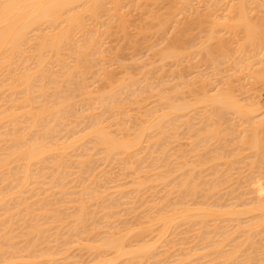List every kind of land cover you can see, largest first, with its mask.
Instances as JSON below:
<instances>
[{"label":"bare ground","instance_id":"1","mask_svg":"<svg viewBox=\"0 0 264 264\" xmlns=\"http://www.w3.org/2000/svg\"><path fill=\"white\" fill-rule=\"evenodd\" d=\"M136 1H138L137 2V4H136ZM132 0L131 2H132V4L134 5V3H135V8H136V5L137 6H139V2H141V0ZM145 2H146V0H144ZM166 1H168L169 3L167 4V5H170V8H169V6H168V10H172V12H169L168 11V13L166 12V13H164L165 14V18H163V16L161 17V16H159L158 14H153L152 15V12H154L155 10H151V15L152 16H154L153 18L155 19V17L156 18H158V21H157V19H152V20H154V22H155V24H154V27H153V25L152 24H150V22H149V24H150V26L152 27H150L149 26V28H151L153 31H154V29L155 30H157V33L159 32V33H163L164 32V34H165V30H166V27H167V25H172L171 27H173V29H175L174 31H176L175 33H177L178 35H179V37L180 36H183V33L185 34L187 31L189 32V29L194 25V26H196L197 27V30H199L200 28H202L204 25H206L207 26V22H208V24H209V27H208V29H209V32L206 34V35H209L208 36V38L206 37H204V39H206L207 41L205 42H203V41H201L200 42V44L199 45H197V47L195 46H193L192 48H197V51H195V52H197L196 54L198 55V58L202 61H206L207 63H211L212 65H213V68H215V70H216V65H217V61L219 62V58H224V57H229V59H227L229 62H231V63H233V64H231V66L233 65L234 66V69L235 70H237V72L233 69V66H232V69H233V72L232 73H235V74H240V72L243 70V69H241L240 67H242L243 65H244V63H247V64H245L244 65V68H245V66L246 67H250L249 69L248 68H245V70H247V74H248V76L247 77H249V79L250 78H254L256 81H258L257 80V78H258V76H257V74H259L260 72H261V70H260V72L259 71H257L258 70V68L257 67H260L261 66V68H262V63H264V62H262V60H260V62H258L256 65L254 64L253 65V67L250 65V62L251 63H253L252 61L256 58V57H258L259 58V56H262V55H264V52H262L261 51V43H260V40H259V37L257 36V38H256V40H255V42L253 43V42H248V39H247V36H246V31L245 30H243L242 29V27H241V25L239 24V20H240V9L237 7V9H236V11H237V13L235 12V15H233V13L232 12H230L231 13V15H233V17H231V16H222L221 18L220 17H218V11H217V14L216 15H213L211 12L212 11H210V9H209V11H210V13H209V16H208V18H210V20L207 18V17H205V16H207L208 15V12H206L207 13V15L206 14H204L205 16V18L203 17V15H199L198 16V12H197V16H198V18L196 17L195 18V22L194 21H190L191 20V18H193V17H191L190 19L188 18L187 20L185 19L186 17L185 16H187V15H185L186 14V12L185 11H188L187 10V8H190L191 9V6H193L192 4H191V0H180L178 3L176 2V4H173V2L171 1L170 2V0H166ZM175 1V0H174ZM193 1V0H192ZM196 1H199V0H196ZM215 1V0H214ZM245 1V0H244ZM20 2H27V0H20ZM60 2L61 3H63V4H65V5H67L68 7H66V8H64V9H62L61 10V12H62V14H59V13H57V14H55V18L54 19H52V20H49V21H46L45 23H43V24H40L39 26H32V25H25V24H22V23H20V24H15V25H12V26H9L7 29L4 27V25H3V21L2 20H0V79H1V81H2V83L3 84H1L0 83V93H1V91H4V95H5V93L6 92H8L7 94H8V96H9V99H11V100H9L8 98V101L10 102V104H11V106L10 107H8V108H3L2 106H1V102L3 101V99H4V96H2L3 95V93L2 94H0L3 98H1L0 97V139H3L1 142L3 143V141L6 143V147L7 148H4V149H2V151L3 150H5V153L4 152H2L1 151V149H0V151L2 152V153H4V154H2L1 152H0V169H1V171H2V169L4 168V167H9V164H13V163H15V162H24V164L22 163V164H20V169L18 168V167H16V169H14L15 171H13V172H16V173H13V172H11L10 170L8 171V169H10V168H7V170L6 171H8V172H11V173H13V176L11 177L10 175H9V173L7 174V176H8V179H7V177L5 178L6 180H9L8 181V183H10V185H7V187L11 190V191H13V189L12 188H14V187H16L17 188V192H18V189H20L21 190V188H22V190L24 189V185L26 184L28 187H29V185H28V183L30 182V180H32V179H34V180H32V181H35L36 179L37 180H39V175H43V174H40V173H44L45 172V169H41V170H43L44 172H42L41 170H40V168H38L37 167V173L35 174V173H33V174H35L34 176H35V178H30L31 177V175H32V173L31 172H34L32 169H34V168H36V166L40 163V162H44V159H46V158H49V157H47V155H49L50 154V156H52L51 157V167L53 166V169H54V167L55 166H57V165H59V162L60 161H63L64 159H65V161H63L64 162V164L66 163V165H70V164H67V163H69V161H70V159L73 157V159L75 158L74 156H69V150H72L73 149V147L76 149V151L75 152H77V150H78V152H79V149H77V148H80V149H86L85 151L87 152V154L84 152V150H83V152L85 153V156L84 157H86V160H84V159H82V160H84V161H82L81 160V158H79L80 156L77 154L76 156L78 157H76L75 158V160L76 159H80L79 160V163H78V161L76 160H74V164L76 165V167H78V168H76V169H78V171L79 172H86V170H87V176H88V174L89 173H91V174H89L90 176L86 179L85 177H84V179H86V180H90V178H91V180H90V183H89V181H87L89 184H91L93 181L92 180H94V184H92V185H95V180L97 179V177H100V180H101V178L103 179L104 177H105V175L103 174L102 175V172L101 173H99V172H97L96 174H93V173H95L96 171H94V168L96 167V165H98V163H96V165L95 166H92V165H90L89 166V164H91L92 163V161L94 162V160L95 159H93V157H94V155L96 154V153H98V154H96L95 156L96 157H98L99 155L100 156H102V158H99V159H96V160H98L99 162H102L103 164L104 163H106V164H104V165H107L108 163H112L113 161V163H118V160L120 161H123L122 162V164L124 163V162H126L127 163V166H129V167H127L128 169L130 168L131 170H132V168L130 167V162L132 161H130V159H135V157H137L139 154L142 156V153L143 152H146V151H143L142 152V149H143V147H142V145H144V143H147L146 145H148V147H149V144L151 145V141L152 142H155L154 144L152 143V145H153V147L155 148V146L157 147V143L158 144H160L161 145V148H163L164 147V149H159L158 150V152H159V154H157V155H159V157L156 155V154H154V156L153 155H151V154H153V153H151L150 154V152L153 150V147H151L150 146V148H149V150L147 149L148 147L147 146H145V147H147L146 149L148 150V151H150L148 154H150L151 156H153V157H155V155L157 156V158H162V155H164L163 154V152L167 149V147L169 148L170 147V141H172V140H177L178 138H179V136L180 135H178L177 136V132L179 133V131L177 130L178 128H180V127H182V130H183V127L186 125V128L188 129V130H193L192 128H195V127H193V124L191 125L190 123H192V122H190V119H192V117H191V115H190V112L189 111H195L196 110V108H194V106L196 107V105L197 104H203L204 106V109L205 108H207L206 110H203V108H202V112L204 111V112H206V113H204L203 112V114H201L200 116H201V118H199L200 119V121H199V123H198V125L201 123V128H200V125H199V128L198 127H196L198 130L196 131V134H195V136H192L193 138L194 137H196V138H194V140H193V138H191V136L189 137L190 138V140L192 139L193 141H191V145H193V146H195V148L193 147V146H191V145H189V147H191V149H192V147H193V150H191L190 148V150H189V152L188 153H190V152H192V151H195L194 149H197V148H199V146H200V148L201 147H203V151H205L204 149H206V150H208V145H207V141L208 140H210V141H212V139L214 140V138H217V139H219L218 137H220L221 136V138L222 137H226L227 136V134H228V132L226 131V130H228V128L226 129L225 127V129L220 133L219 132V130L218 129H220V131H221V127H222V125H221V123H219V119H221V122L222 121H224L222 118V116L221 115H224V113H227V114H231V113H235L234 115H238V118L239 117H241L240 119H242V118H244L245 119V121H243L242 122V124L241 125H243V123H245V122H248L249 121V123H246V127H244L245 128V130L243 131V133H244V136L242 137H240V139H239V137H237V139H235V137L237 136L236 135V133H237V131H235V127L237 128V126L235 125V124H233V123H230V124H233V125H235V126H233L232 127V129H231V132H236L235 133V137H234V141L236 142V145H237V147H234L233 145V147L235 148V152L236 153H234V151H233V153H234V157H237V156H239L238 154L240 153L241 155H242V150H245L246 152L248 151H250L249 153H253V156H252V158L250 157V159L249 160H251L252 159V164L250 163L249 165H252V166H254L256 163L259 165H261V160L262 159H264V140L262 141V139H264V138H262L261 137V135H262V133H261V131H259V129H261V122L262 121H264V113H262V112H260L259 110H261L260 108H259V106L257 105V103L255 102L254 103V101L252 102L254 105H252L251 106V104H250V107H246L245 105L243 106V104L241 105V104H239V101L237 100V98L235 97V93H232V88L234 87V86H231V81H230V79L231 78H236V77H233V75H232V77L230 78V77H228V78H226V79H229V80H227V81H229L230 83H226V80H225V85H226V89L227 90H225L224 88H222V89H224V91H222V89H217V90H215V92L213 93L212 92V94L211 93H209L208 91H210L211 92V89L209 90L208 89V91H206V87H207V85H209V83L208 84H206L209 80H208V78L206 79V77H205V79H202L201 78V80L199 79V77L198 76H196L195 77V79L198 77V79L200 80L199 82H200V95H198V98H195V100H192L193 101V104H190V102H187L185 99H187V98H184V97H182V94L184 93L181 89H185V88H188V86L190 85L189 83L190 82H187V83H179V80L177 79V77H176V79L177 80H175V81H177L176 83L177 84H175V85H172L171 84V86H169L168 85V87H170V88H165V87H162L163 86V83H162V85L161 84H159V86H158V83H157V86H155V87H153V85L151 86L150 84H145V85H147V87H148V91L147 92H149L150 91V93L151 92H153L154 93V91H156L157 92V94L155 95V98H156V100H154V98L152 99V97H151V99H152V102H156L157 104H159L160 105V107L159 108H157L156 107V109H151L150 110V108H148V110L147 109H144L143 107V109H144V111L145 110H147V111H145V113H144V116L143 115H140V117H137V118H135V120L133 121V122H135V123H133V124H135L133 127H130L129 126V124H128V126H127V124H124V123H119L118 121H117V116H120V115H125V114H127L126 113V108H124V107H122V105H124L125 104V102H123V101H125V100H121V102H123L122 103V105H121V103L119 102V100L117 101V98L119 97V98H121L122 99V94L123 93H126V95H127V97L129 98V96H131V97H135V95H136V93L139 91V92H141L142 93V91L140 90V89H142V88H140L139 90H137V89H135V88H137L136 86H137V84L138 83H140V81L141 80H137V79H134V78H136V77H138V79H139V74L135 77H133V75L131 74V76H130V74H126L127 75V79L125 80V78H126V76H125V78H123V79H120L119 81H116V82H113V83H115V84H109L108 85V87L106 88V89H101L100 88V91L99 90H97V89H95L94 88V90H96L97 92H90V91H92V90H90L89 91V87L86 85V83H85V75H88L89 76V74H87V72H90V71H88V70H93L92 69V67H94L95 65H93L92 67H91V65L93 64V62L95 61V60H93V58H96V57H99L100 55H102L104 52L102 51V49H101V45H103L102 43H101V35H103L101 32H99L96 28L98 27L99 29H100V27H102L103 26V28L105 27V28H110L109 27V25L111 26V24L110 23H112L115 19H117L118 21H116L117 23H119L120 22V29L122 28H124L123 26H126V25H124L126 22H125V20H124V15H123V13H122V9H123V2H124V0H102V2L105 4V5H107V4H113V5H116V7H114V8H112L111 10H108V9H106L105 10V13H104V15L103 16H101L100 18H99V20H94L91 24H85V25H83V26H81V25H79V24H77V23H74V21H76L77 20V18H79V17H81L82 15H83V10H82V8L80 7L81 5H83V4H85V3H89V2H92V0H60ZM127 2V1H126ZM130 1L128 2L129 4L131 3ZM147 2H148V0H147ZM156 2V1H155ZM159 2V1H158ZM201 2H202V0H201ZM207 4V6H208V0L207 1H205ZM253 2V1H252ZM154 3V2H153ZM157 3V2H156ZM166 3V2H165ZM175 3V2H174ZM195 3V2H194ZM203 3H204V1H203ZM235 3V2H234ZM243 3V0H239V3L238 4H242ZM142 4V3H141ZM144 4V3H143ZM215 4V3H214ZM133 5H130L131 6V8H132V6ZM151 5V4H150ZM162 5V4H161ZM191 5V6H190ZM204 5H205V3H204ZM213 5V4H212ZM233 5V4H232ZM158 6V5H157ZM210 6V5H209ZM235 6V5H234ZM127 7H129V5L127 6ZM153 7H155V4L153 5ZM159 7V6H158ZM164 7V6H163ZM130 8V7H129ZM130 8V9H131ZM139 8L140 7H138V8H136V9H138L139 10ZM142 8V7H141ZM146 8H148V7H146ZM152 8V7H151ZM160 8H162V7H160ZM211 8V7H210ZM221 8V7H220ZM155 9V8H154ZM190 9H189V11H190ZM202 9V8H201ZM206 9H207V7H206ZM213 9H214V7H213ZM216 9V8H215ZM231 9H233V7L231 8ZM179 10V11H178ZM192 10H193V7H192ZM211 10H212V8H211ZM132 11V10H131ZM134 11H136V10H134ZM156 11H157V8H156ZM156 11L154 12V13H156ZM161 11V10H160ZM178 11V14H176L175 12H177ZM188 11V12H189ZM221 11V10H220ZM219 11V12H220ZM251 11V10H250ZM163 12H164V10H163ZM181 12H183V14H184V12H185V18H182V19H185V20H182L181 19V17H180V19L182 20V21H179V22H177V21H174V20H177L179 17H177V15L178 16H180V15H183V14H180ZM194 12V11H193ZM214 12V11H213ZM228 12V11H227ZM255 12V11H254ZM157 13H158V11H157ZM216 13V12H215ZM229 13V14H230ZM27 11L26 10H24V11H21L20 13H19V15L21 16V17H26L27 16ZM147 14V13H146ZM148 14H149V12H148ZM160 14V13H159ZM191 14V13H190ZM228 14V15H229ZM138 15V14H137ZM156 15V16H155ZM212 15H213V17L215 16V17H218V18H213L212 17ZM220 15V14H219ZM152 16H151V18H152ZM157 16H159V17H157ZM192 16V15H191ZM194 16V15H193ZM127 17V16H126ZM126 17H125V19H126ZM144 17V16H143ZM177 17V19H175ZM223 17H226L225 18V22L222 20L223 19ZM104 19V18H106L105 19V21H101V19ZM138 18V17H137ZM147 18V17H146ZM148 18H150V17H148ZM147 18V19H148ZM163 18V19H162ZM213 18V19H212ZM160 19V20H159ZM209 21H208V20ZM227 19V20H226ZM127 20V19H126ZM220 20H221V22H220ZM128 21V20H127ZM148 21V20H147ZM223 21V22H222ZM100 22V23H99ZM101 22H102V26H101ZM115 22V23H116ZM146 22V21H145ZM194 22V23H193ZM129 23V22H128ZM143 23V22H142ZM147 24V23H146ZM90 25V26H89ZM100 25V26H99ZM113 25H115V28L117 27V25L116 24H113ZM144 26V25H143ZM223 27V29L226 31V32H229V35H232V40L234 41V49H232L235 53H237V55H240V56H237V57H240L238 60L232 55V54H234V55H236L235 53H231L232 51H231V48L233 47H229V45H228V42H227V39H224V38H222V36L224 37V35L222 34L221 35V37L217 34V31H216V29H218V28H220V27ZM112 27V26H111ZM142 27V26H141ZM146 27V26H145ZM157 29H156V28ZM221 27V28H222ZM103 28L101 29V31L103 30ZM118 28V29H119ZM154 28V29H153ZM204 28V27H203ZM110 29H113V28H110ZM121 29V30H122ZM140 29V28H139ZM145 30H146V32L148 31V32H151V29L149 30L148 29V27H146V28H144ZM143 29V30H144ZM148 29V30H147ZM172 29V28H171ZM205 29H207V28H205ZM207 29V30H208ZM193 30H195V28L193 29ZM192 29H190V31H193ZM202 30V29H201ZM118 31H120V30H118ZM117 31V32H118ZM167 31V30H166ZM174 31H172V32H174ZM206 31V30H205ZM220 31V30H219ZM103 32V31H102ZM106 32V31H105ZM110 32V31H109ZM116 31H114L113 30V33H115ZM125 32V31H124ZM124 32H122L123 34H124ZM128 32V31H127ZM139 32H141V30L139 31ZM146 32H145V34H146ZM224 32V31H223ZM112 33V34H113ZM158 33V34H159ZM200 33V32H199ZM219 33V32H218ZM221 33H222V31H221ZM239 33H242L243 34V36H242V34H241V36H242V38L240 37H238L239 36ZM77 34H79L78 36H77ZM111 34V35H112ZM126 34V33H125ZM145 34H144V36H145ZM157 34V35H158ZM176 34V35H177ZM181 34V35H180ZM192 34V33H191ZM202 34V33H201ZM228 34V33H227ZM105 35V34H104ZM178 35H177V39H176V41H175V43L177 44V43H179V42H177L178 40H179V37H178ZM218 35V36H217ZM110 36V35H109ZM189 36H190V34H189ZM188 36V37H189ZM192 36V35H191ZM104 37V36H103ZM108 37V36H107ZM183 37H185V36H183ZM139 38V37H138ZM153 38V37H152ZM174 38V37H173ZM126 39V38H125ZM136 39V38H135ZM150 39V38H149ZM200 39V38H199ZM153 40V39H152ZM161 40V39H160ZM166 40V39H165ZM181 40V39H180ZM179 40V41H180ZM202 40V39H201ZM213 41V43H215V46H214V44L213 45H210V44H208L207 42H212ZM20 41H22V43L20 42ZM115 41V40H114ZM118 41V40H117ZM182 41V40H181ZM180 41V42H181ZM191 41V40H190ZM195 41V40H194ZM242 43H241V42ZM126 42V41H125ZM131 42V41H130ZM170 42V41H169ZM172 42V41H171ZM240 42V43H239ZM107 43V42H106ZM110 43V42H109ZM128 43V42H127ZM137 43V42H136ZM151 43V42H150ZM175 43H173V44H175ZM196 43V42H195ZM236 43V44H235ZM115 44V43H114ZM120 44V43H119ZM166 45L165 47H163L161 50H159V51H156L157 52V55L159 56H157L159 59H157V60H159L160 62L162 61H164L165 62V60H169V59H171L172 58V60H173V58H174V60H176L177 58H179L180 57V52H179V49H178V46H179V44L175 47L174 45ZM175 44V45H176ZM230 44V43H229ZM135 45V44H134ZM145 45V44H144ZM161 45V44H160ZM163 45H164V43H163ZM189 45V44H188ZM195 45V44H194ZM236 45V46H235ZM244 45H246V46H244ZM118 46V45H117ZM137 46V45H136ZM135 46V47H136ZM149 46V45H148ZM191 45H189V47H190ZM199 46V47H198ZM237 46H239V48H237ZM248 46V47H247ZM105 47V46H104ZM103 47V48H104ZM132 47H134L133 45H132ZM138 47V46H137ZM156 47V49L157 48H159V46L157 47V45H153V48H155ZM236 47V48H235ZM152 48V47H151ZM186 48H187V46H186ZM186 48L184 49V50H186ZM243 50H242V49ZM244 48H246V51H248L247 53H246V51L244 50ZM249 48V49H248ZM189 49V48H188ZM237 49H240L241 51H243L242 53H241V51H237ZM248 49V50H247ZM113 50V49H112ZM149 50H150V48H149ZM158 50V49H157ZM190 50V49H189ZM194 50V49H193ZM106 51H108V50H106ZM152 51H154V50H152ZM187 51V50H186ZM186 51H183L182 53H183V55H184V52L186 53ZM229 51V52H228ZM142 52H144V51H142ZM149 52V51H148ZM179 52V53H178ZM187 52H189V51H187ZM123 53V52H122ZM229 53V54H228ZM259 53L261 54V55H259ZM109 54V53H108ZM116 54V53H115ZM189 54H190V52H189ZM188 53H187V55H189ZM241 54H242V56H243V58L244 59H242L241 57ZM244 54V55H243ZM246 54V55H245ZM155 55H156V53H155ZM197 55H196V57H197ZM214 55H217L218 56V58H216ZM220 55V56H219ZM232 55L233 57V59H231V57L230 56ZM119 56V55H118ZM132 56H134V55H132ZM140 56V55H139ZM195 56V55H194ZM122 57V56H121ZM141 57V56H140ZM157 57H154V58H157ZM185 57H186V54H185ZM193 57V56H192ZM100 58H102V57H100ZM135 58V57H134ZM133 58V59H134ZM148 58V57H147ZM153 58V59H154ZM176 58V59H175ZM191 58V57H190ZM197 58V59H198ZM138 59H140V58H138ZM198 59V60H199ZM226 58H224V60H225ZM235 59V60H234ZM67 60L69 61L70 60V62H67ZM146 60H148V59H146ZM180 60V59H179ZM194 60H195V58H194ZM226 60V61H227ZM237 60V61H236ZM257 60H259V59H257ZM31 61H32V63H31ZM98 61V60H97ZM116 61V60H115ZM151 61V60H150ZM149 61V62H150ZM153 61V60H152ZM159 61H157V62H159ZM186 61V60H185ZM29 62H30V64H29ZM100 62H102L101 60H100ZM132 62V61H131ZM156 62V63H157ZM177 62H178V59H177ZM181 62V61H180ZM221 62H223V61H221ZM53 63L54 64H56V66H59V70H61V71H59V73H57V75L56 74H54V73H52L51 74V71L50 70H48L49 69V67H50V65L53 67ZM94 63H96V62H94ZM99 63V62H98ZM105 63V62H104ZM119 63H120V61H119ZM127 63V62H126ZM132 63H134V62H132ZM143 63V62H142ZM145 63V62H144ZM155 63V65H157ZM188 63V62H187ZM199 63H200V61H199ZM235 63V64H234ZM101 64V63H100ZM99 64V65H100ZM114 64V63H113ZM128 64H129V62H128ZM180 64V63H179ZM184 64H186V63H184ZM226 64H228V63H226ZM230 64V63H229ZM136 65V64H135ZM150 65H151V67H152V63L150 62ZM162 65H164V63L163 64H161V66ZM171 65V64H170ZM199 65V64H198ZM235 65L236 66H238V67H236L235 68ZM259 65V66H258ZM22 67L23 66V69H20V67ZM55 66V65H54ZM55 66V68H57ZM105 67H106V65H104ZM113 66V65H112ZM127 66V65H126ZM144 66V65H143ZM142 66V68L144 69V70H147V69H145L146 68V66H144L143 67ZM148 66V65H147ZM154 66V65H153ZM160 66V65H159ZM189 66V65H188ZM204 66H205V63H204ZM225 66V65H224ZM255 66H257L256 68H255ZM101 67H102V65H101ZM123 67V66H122ZM150 67V66H149ZM163 67V66H162ZM175 67V66H174ZM226 67V66H225ZM230 67V66H229ZM228 67V68H229ZM104 68V67H103ZM141 68V69H142ZM164 68H165V65H164V67L162 68V70H164ZM173 68V67H172ZM172 68H170V70L172 69ZM253 68H255V69H257V70H255V69H253ZM20 69V70H19ZM58 69V68H57ZM97 69H98V66H97ZM96 69V70H97ZM134 69H135V67H134ZM149 69H151V68H149ZM161 69V68H160ZM167 69V68H166ZM176 69V68H175ZM192 69V68H191ZM231 69V68H230ZM231 69V70H232ZM239 69H241V70H239ZM260 69V68H259ZM6 70V72L8 73H6V72H4V74H3V71H5ZM56 70V69H55ZM55 70H52V71H55ZM102 70V69H101ZM128 70V69H127ZM152 70V69H151ZM154 70V69H153ZM156 70V69H155ZM195 70V69H194ZM230 70V71H231ZM57 71V70H56ZM100 70L98 69V72H99ZM143 71V70H142ZM150 71V70H149ZM148 71V72H149ZM196 71V70H195ZM229 71V70H228ZM239 71V72H238ZM93 72V71H92ZM94 72H95V69H94ZM93 72V73H94ZM125 72V71H124ZM131 72H133V71H131ZM160 72H162L163 73V71H161L160 70ZM171 71H169V73H170ZM172 72H174V71H172ZM171 72V73H172ZM256 72H258L257 74H256ZM2 73V74H1ZM5 73H6V76H8V77H10V79L8 80V77H7V84H5V80H6V77H5ZM97 73V72H96ZM126 73V72H125ZM130 73V72H129ZM151 73V72H150ZM154 73V72H153ZM180 73V72H179ZM216 73V72H215ZM242 73H244V71H242ZM2 75H4L3 77H2ZM110 75H112V74H110ZM110 75H108L107 74V76H109L110 77ZM125 75V74H124ZM195 75H197L196 73H195ZM200 75V74H199ZM213 75V74H212ZM218 75V74H217ZM231 75H229V76H231ZM246 75V74H245ZM87 76V77H88ZM92 76V75H91ZM106 76V75H105ZM106 76V77H107ZM142 76V75H141ZM140 76V77H141ZM159 76V75H158ZM168 76V75H167ZM166 76V77H167ZM204 76V75H203ZM237 76V75H236ZM240 76V75H239ZM100 77V76H99ZM115 77V76H114ZM133 77V78H132ZM162 77V76H161ZM178 77H180V79H183V78H181V76H178ZM243 77H244V74H243ZM242 77V78H243ZM122 78V77H121ZM170 78V77H169ZM192 78V77H191ZM221 78V77H220ZM239 78V77H238ZM238 78H236V79H238ZM241 78V77H240ZM259 78H260V76H259ZM258 78V79H259ZM5 79V80H4ZM187 79V78H186ZM193 79V78H192ZM211 79V78H210ZM90 80V79H89ZM94 80V79H93ZM93 80H91V81H93ZM163 80V79H162ZM184 80V79H183ZM203 80V81H202ZM205 80H208V81H205ZM223 80V79H222ZM10 81V82H9ZM95 81H96V79H95ZM146 81V80H145ZM144 81V82H145ZM161 81V80H160ZM164 81V80H163ZM170 81H172L171 79H170ZM181 81V80H180ZM192 82H194V80H191ZM216 81V80H215ZM243 81V80H242ZM249 81V80H248ZM108 82V81H107ZM147 82H150V81H147ZM158 82V81H157ZM173 82V81H172ZM184 82H186V81H184ZM217 82V81H216ZM224 82V81H223ZM96 83V82H95ZM112 83V82H111ZM141 83H143V81H141ZM140 83V84H141ZM146 83V82H145ZM241 83V82H240ZM89 84V83H88ZM97 84V83H96ZM106 85L108 84V83H105ZM223 84V83H222ZM237 84V83H236ZM244 84V83H243ZM249 84V83H248ZM5 85V87H3ZM92 85V84H91ZM95 85V84H94ZM101 85H102V83H101ZM100 85V86H101ZM139 85V84H138ZM211 85V84H210ZM233 85H235V84H233ZM255 85V84H254ZM100 86H98V87H100ZM104 86V85H103ZM142 86V85H141ZM160 86L162 87V89H160ZM165 86H166V84H165ZM192 86H193V83H192ZM195 86V85H194ZM222 86V85H221ZM250 87H251V85H249ZM255 86H257V85H255ZM94 87V86H93ZM212 87H213V84H212ZM224 87V86H223ZM229 87V88H228ZM241 87V86H240ZM244 87V86H243ZM254 87V86H253ZM6 89V92H5V89ZM139 88V87H138ZM143 88H145V87H143ZM164 88V89H163ZM189 88L191 89V87L189 86ZM198 88V87H197ZM207 88H209V87H207ZM134 89V90H133ZM146 89V88H145ZM189 89V90H190ZM234 89V88H233ZM242 89V88H241ZM51 90V92L49 93V91ZM102 90V91H101ZM144 90V89H143ZM186 90V89H185ZM188 90V91H189ZM192 90V89H191ZM191 90H190V92H191ZM246 90H248V89H246ZM260 89L258 88V91H259ZM99 91V92H98ZM135 91H136V93H135ZM146 91V90H145ZM181 91L183 92V93H181ZM213 91V90H212ZM235 91V90H234ZM256 91V90H255ZM258 91H256L257 93H258ZM261 91V90H260ZM259 91V92H260ZM186 92V91H185ZM190 92H188L187 94L188 95H190ZM238 92H240V91H238ZM238 92H236V93H238ZM243 92H245L244 90H243ZM256 92H255V94H256ZM226 93H229L230 94V96H231V99H228L227 97H226ZM252 93V92H251ZM140 93H138V95H139ZM143 94V93H142ZM152 94V93H151ZM191 94H192V92H191ZM199 94V93H198ZM209 94V95H208ZM235 94V95H234ZM245 94V93H244ZM247 94V93H246ZM85 96V97H87V101L86 102H88V104L86 103L85 105L86 106H88V108L86 109V112L87 111H90L91 112V114H90V119L88 118V116L86 117V119H89V121H88V123H87V125H86V127L85 126H83L82 127V129L81 130H79V131H75L74 129H75V125H74V128L72 127V126H70L71 124H69L70 122L68 121H64V120H66L65 118L67 117V119H69L68 118V115H71V114H74V112H72L73 110V106L76 104V107H78L77 106V104H78V102L80 101V99H79V101H76V98L78 97V96H80V98H82L83 96ZM129 95V96H128ZM138 95L136 96V97H138ZM145 95H147V94H145ZM193 95H195L194 94V92H193ZM254 95V94H253ZM261 95V94H260ZM82 96V97H81ZM124 96H125V94H124ZM140 96V95H139ZM143 96V95H142ZM195 96H197V95H195ZM247 96V95H246ZM249 96V95H248ZM255 96V95H254ZM253 96V97H254ZM258 96V95H257ZM11 97H13V98H11ZM130 97V98H131ZM135 97V98H136ZM149 97V96H148ZM154 97V96H153ZM249 97H251V95L249 96ZM41 98L43 99V101L41 100ZM126 98V97H125ZM124 98V99H125ZM139 98V97H138ZM137 98V99H138ZM191 98V97H190ZM41 101V104H40V101ZM85 98L83 97V99H82V101L84 100ZM140 99H142V97H140ZM145 99V98H144ZM77 100H78V98H77ZM127 100V99H126ZM131 100H132V98H131ZM143 100V99H142ZM154 100V101H153ZM188 100H190V99H188ZM252 100H253V98H252ZM258 100V99H257ZM7 101V102H8ZM38 101H39V106H35V104L37 105V103H38ZM132 101H134V100H132ZM150 101V100H149ZM6 102V101H5ZM8 102V103H9ZM42 102H43V104H42ZM142 102V101H141ZM146 102H148V101H146ZM2 103H4V101L2 102ZM80 103V102H79ZM83 103H84V101H83ZM83 103H80V104H83ZM143 104H144V102H142ZM141 103V104H142ZM241 103V102H240ZM251 103V102H250ZM79 104V105H80ZM147 104V103H146ZM145 104V105H146ZM196 104V105H195ZM244 104H246V103H244ZM256 104V105H255ZM8 105V104H7ZM84 105V104H83ZM247 105V104H246ZM4 107H5V104L3 105ZM125 106V105H124ZM127 106V105H126ZM156 106V105H155ZM81 107V106H80ZM79 107V108H80ZM147 107V106H146ZM81 108H86V107H81ZM133 108V107H132ZM130 109V108H129ZM128 109V110H129ZM134 109H136V108H134ZM138 109V108H137ZM76 110V109H75ZM74 110V111H75ZM82 110L83 109H81V112H82ZM97 110H99L98 112H97ZM132 110V109H131ZM78 111V110H77ZM130 111V110H129ZM133 111V110H132ZM136 111V110H135ZM189 112V115L187 116V114H188V112ZM191 111V112H192ZM199 111V110H198ZM201 111V110H200ZM230 111H232V112H230ZM76 112V111H75ZM79 112V111H78ZM77 112V113H78ZM84 112L85 111H83V114H84ZM93 112V113H92ZM131 112V111H130ZM186 112H187V114H186ZM197 112V111H196ZM129 113V112H128ZM136 112H134V113H132V114H135ZM142 113V112H141ZM76 114V113H75ZM75 114H74V116H75ZM194 114V113H193ZM193 114H192V116H193ZM196 114V113H195ZM199 114V113H198ZM77 115V114H76ZM87 115H88V113H87ZM117 115V116H116ZM130 115V117H131V114H128V116ZM73 116V115H72ZM78 116H80V113L78 114ZM81 116H82V113H81ZM138 116V115H137ZM195 116V115H194ZM221 116V117H220ZM231 116H232V114H231ZM76 117V116H75ZM83 117L84 116H82V118L81 119H83ZM126 117V116H125ZM133 117V116H132ZM183 117H187L186 119L184 118V122L183 123H180V122H182L183 120H181ZM225 117H226V115H225ZM228 117V116H227ZM230 117V116H229ZM72 118V117H71ZM70 118V119H71ZM79 118V117H78ZM121 118V117H120ZM127 118V117H126ZM129 118V117H128ZM190 118V119H189ZM232 118V117H231ZM23 119V120H22ZM81 119H76L77 121H81ZM195 118H193V120H194ZM230 119V118H229ZM228 119V120H229ZM247 119H248V121H247ZM122 120V119H121ZM126 120V119H125ZM181 120V121H180ZM227 120V121H228ZM239 120V119H238ZM237 120V121H238ZM243 120V119H242ZM71 121V120H70ZM82 121H84L85 122V124H86V120H85V117H84V119L82 120ZM81 121V122H82ZM180 121V122H179ZM197 120H196V122H198ZM218 121V123H217V125H216V122ZM232 121V120H231ZM239 121H241V120H239ZM128 122H130L129 121V119H128ZM230 122V121H229ZM64 123L66 124V125H64ZM67 123H68V126H70V129H68L69 127L67 126ZM179 123H180V125H179ZM80 124V123H79ZM78 124V125H79ZM82 124V123H81ZM181 124H182V126H181ZM185 124V125H184ZM237 124V123H236ZM239 124V123H238ZM83 125V124H82ZM194 125H196L195 123H194ZM224 125H225V122H224ZM223 125V126H224ZM131 126H132V122H131ZM219 126V127H218ZM221 126V127H220ZM229 126H231V125H229ZM228 126V127H229ZM80 127H81V125H80ZM113 127H115V129H112ZM242 127V126H241ZM242 127V128H243ZM65 128L66 129H68V131L66 130V132L67 133H70L71 132V134H72V137H70L71 139H72V142H70L71 141V139H67V140H65V139H63L64 141H66V142H60V141H62V139L60 140V137L62 138V137H64V136H58L59 135V133H61L62 134V132L64 133L65 132ZM73 128V130H71ZM185 128V129H186ZM195 128V129H196ZM243 128V129H244ZM10 130V131H7V130ZM186 129V130H187ZM229 129H230V127H229ZM234 129V130H233ZM242 129V130H243ZM3 130V131H2ZM6 130V131H5ZM64 130V131H63ZM69 130H71L70 132H69ZM238 130H240V129H238ZM5 131V132H4ZM74 131V132H73ZM194 131V130H193ZM193 131H192V133H193ZM229 132H230V130H228ZM73 132V133H72ZM181 132V131H180ZM223 132H226L227 134H225V133H223ZM239 132V131H238ZM258 132H260V133H258ZM67 133H65V134H67ZM188 134H187V136L189 135V131L187 132ZM222 134L223 133V135H225V136H222V135H220V134ZM240 133V132H239ZM247 133V134H246ZM57 135V136H56ZM191 135V134H190ZM229 135H230V137H232L231 135H233L232 133L230 134L229 133ZM228 135V136H229ZM259 135H260V137H259ZM67 136V135H66ZM182 136V135H181ZM263 136V135H262ZM56 137H58L59 139H57ZM65 138V137H64ZM67 138H68V136H67ZM184 138H185V136H184ZM189 138L187 139V140H189ZM220 138V139H221ZM224 138H222L221 139V141L224 139ZM231 139V138H230ZM70 140V141H69ZM182 140V139H181ZM225 140V139H224ZM68 141H69V143H68ZM186 141V140H185ZM184 141V142H185ZM214 141H216L217 142V140H214ZM220 141V140H219ZM233 141V140H232ZM233 141V142H234ZM174 142V141H173ZM178 142H180L179 140L177 141V143ZM182 142V141H181ZM209 142V141H208ZM215 142V143H216ZM231 142V141H230ZM233 142H231V143H233ZM234 142V143H235ZM7 143H8V145H7ZM149 143V144H148ZM175 143H176V141H175ZM215 143H214V145H215ZM226 143V142H225ZM228 143V142H227ZM91 144V145H90ZM169 144V145H168ZM182 144V143H181ZM220 144V143H219ZM218 144V145H219ZM224 144V143H223ZM229 144V143H228ZM1 145V144H0ZM3 145V144H2ZM86 145V146H85ZM87 145H89V147L87 148ZM160 145H159V147H160ZM166 145V146H165ZM171 145H173V146H175L174 145V143H172ZM186 145V144H185ZM207 145V146H206ZM225 145V144H224ZM235 145V144H234ZM75 146H77V147H75ZM91 146V147H90ZM172 146V147H173ZM183 146V145H182ZM213 146V145H212ZM220 146V145H219ZM218 146V147H219ZM228 146V145H227ZM227 146H226V148H224V149H226L227 150ZM84 147V148H83ZM86 147V148H85ZM166 147V148H165ZM211 147V146H210ZM2 148H3V146H2ZM213 148V147H212ZM170 149H171V147H170ZM181 149V151H182V148H180ZM218 149V148H217ZM221 148H219L218 150H220ZM144 150V149H143ZM186 150V149H185ZM230 152H231V146H230ZM69 151V152H68ZM73 151V150H72ZM82 151V150H81ZM80 151V152H81ZM93 151H96V153L95 154H92V152ZM154 151H156L155 153H157V149L156 150H154ZM160 151H161V153H160ZM169 151V153H170V150H168ZM177 151H179V150H177ZM201 150H199L198 152H200ZM222 151V150H221ZM238 151V152H237ZM74 152V153H75ZM142 152V153H141ZM153 152V151H152ZM166 152H167V150H166ZM197 151H195V153H196ZM196 153V155L198 154L199 155V157H200V161L197 159V161L199 162V163H204L203 161H206L205 160V158H204V160H203V157L205 156V154H207L206 152H202V153H205L204 155H203V157H202V159H201V152L200 153ZM218 152H220V151H218ZM245 152V153H246ZM71 153V152H70ZM89 153H91V154H89ZM172 153V152H171ZM178 153V154H177ZM209 153V152H208ZM221 153H226L227 154V152H221ZM221 153H219V156L221 155V157H222V155L223 154H221ZM228 153H229V151H228ZM244 153V152H243ZM249 153H246V154H249ZM80 154H83V153H80ZM145 154V153H144ZM162 154V155H161ZM175 154H177V155H179L180 156V154H181V156L184 154V152H183V154L181 153V152H175ZM174 154V155H175ZM185 154H186V152H185ZM211 154V153H210ZM209 154V155H210ZM213 154V153H212ZM215 154V153H214ZM237 154V156H235ZM71 155V154H70ZM72 155H73V152H72ZM75 155V154H74ZM98 155V156H97ZM147 155V154H146ZM161 155V156H160ZM166 155H169V154H165L164 156H165V158H166ZM172 155H173V153H172ZM172 155H170V156H172ZM173 155V156H174ZM189 155V154H188ZM187 155V156H188ZM192 155H193V153H192ZM196 155H193V156H191V157H194V156H196ZM197 155V156H198ZM208 155V154H207ZM217 155H218V153H217ZM230 155V154H229ZM232 155V154H231ZM250 155H252V154H250ZM249 155V156H250ZM69 156V157H68ZM82 156V155H81ZM143 156H145V155H143ZM148 156V155H147ZM146 156V157H147ZM151 156H150V158H151ZM176 156V155H175ZM178 156V157H179ZM233 156V155H232ZM120 157V158H119ZM152 157V158H153ZM168 157V156H167ZM182 157H184V156H182ZM181 157V158H182ZM186 157V156H185ZM184 157V158H185ZM212 157V156H211ZM215 157H217L216 155H214V159L216 160V158ZM221 157H217V160H220L219 158H221ZM226 157V156H225ZM245 157V156H244ZM248 156L246 155V158H247ZM62 158H64L63 160H62ZM68 158V160H66ZM70 158V159H69ZM83 158V157H82ZM156 158V157H155ZM169 158V157H168ZM171 158H173V157H171ZM213 158V157H212ZM223 158L224 157H222L221 159L223 160ZM233 158V157H232ZM239 158V157H238ZM243 158V157H242ZM57 160V161H55V163L56 162H58V164L56 165L55 163H54V165H52L53 163H52V160ZM136 159H138V160H140V158L138 157V158H136ZM135 159V160H136ZM143 159V158H142ZM145 159V158H144ZM227 159V158H226ZM225 159V160H226ZM235 158H233L232 160H234ZM237 159V158H236ZM241 159V158H240ZM240 159H239V161H240ZM254 159V160H253ZM50 160V158L48 159V161ZM95 160V161H96ZM101 160V161H100ZM117 160V161H116ZM162 159H159V162H157V165L155 166V164H156V162L155 161H153V159L151 160V161H153V165L152 164H150V168H148V169H150L151 170V172H149V173H152V174H149L150 176L148 177L149 179H146V180H150V181H152L153 182V180L155 179V182L156 181H158L159 183L161 182H163V181H165L164 183H166V182H168L167 183V185L170 183L171 184V186H170V184H169V186H167L166 184V187H171L170 189H177V192L176 193H179L178 195H180V196H178L179 197V199H178V201H176V202H166V200L167 199H165V201L162 199V202L164 201V203L166 204V205H164V207H163V209L164 210H161L162 209V207L160 206V208H159V210H160V212H159V210H157L156 211V208L155 207H157L155 204V207H154V211H156V213H157V215H156V213L154 212V217L153 218H151V219H149L148 221H147V219H146V222H145V224L144 225H142V226H138L137 228V230H133V229H136L135 227L133 228H130L129 227V225H127L126 227L125 226H122L123 228L119 231L118 229H117V226L118 225H116L114 228L115 229H117V230H115L116 232L114 233L113 231H108V232H105V233H101V234H105L103 237H102V235H101V239H99V240H96L97 242H95V240H94V244L95 245H92L91 244V247L89 246V248L90 249H88L89 251H91L92 250V252L93 253H91V255L93 254L94 256H93V258H94V260L92 259V264H111V263H113L115 260L117 261V260H119V258H122V257H126L127 259H129L130 261H132V264H133V261L136 263V262H138V264H139V261L141 262V261H143L144 259H149L151 256H149V254L152 252L151 250H150V248H151V245L149 246V243H148V245H146L147 244V241L150 239L148 236H147V238H149L148 240L147 239H145L146 238V235L148 234H153L154 233V227L155 226H158V228H160L161 229V231H160V229H158L159 230V232L157 231V232H155V234H153L154 236L155 235H157L158 233H159V235H161L163 232H165V231H167L166 229H168V231H170L169 230V228H172V226H175V229H176V226H178L179 227V225L181 224V223H183V225L185 224H187V225H192V224H194V229L196 228L195 226H199L200 228H199V230H198V232H200V234L202 235H199V237H201V239H199L198 237H196V238H198L199 240H201L202 241V237H203V234H204V232L203 233H201V230L203 229H209L208 227L209 226H211V225H209V221H212V222H210V224H212L213 223V225H214V223H215V225H214V227H215V231L217 232V230H222V231H218L219 233L218 234H220L219 236L218 235H214L213 234V232L214 231H212L213 230V228H212V230H211V232H207L206 230H204L205 231V233L207 234H209V237H211L210 235H214L213 237H211L212 239H214V241L211 239V238H208V234H207V236H206V234H205V236L207 237V239L209 240V241H207V239H205L204 237H203V239H205L207 242H203L204 244H206V248L204 247V245H203V247H204V250H208V252L207 253H211L212 252V250H213V253H212V255H210V257L211 256H213L214 257V253H218V251H220L218 254H220L219 256H218V254L216 255L217 257V259H219V260H216V261H214V260H212V262H217L218 261V264H226V262H231V264L233 263V262H235V261H237L238 262V259H242V260H240V261H245V260H249V259H253V260H255V258H253V257H255V256H260L261 254V248H259V246H260V244L257 246V242L255 243L254 241H256L257 239H253V237L255 236V237H257V238H259L258 239V242H260L261 240L263 241V243H264V199H262V197H261V192H264V185H262V187H261V184H260V188L262 189H260V188H258L260 191H257L258 189H256L258 186V184L256 183V182H254V183H256L257 185H256V191H255V189H253V187L255 186V184L253 185V181L254 180H256L257 178H255L254 180H252V189H253V191H255V192H253L252 191V189H251V185H250V187H249V190H248V188L246 189L245 187V190H247V192L245 191V190H243L244 192H246L245 194H246V196L249 194L250 195V190L252 191L251 192V194L253 193V195H259L260 194V197L259 196H255V198L256 197H258V198H254L253 197V200L254 201H250V202H253V203H250V202H248V200H249V198H248V200H246L249 204H247L246 202V204H243V203H239V201L241 200L242 201V198L244 197V199H246L245 198V196L244 195H242L241 196V194H240V196L239 197H237L236 195H235V200H234V198H232L231 197V195L229 196V195H227V196H229L228 198H232L233 199V201H236V202H234V203H228V204H226L225 205V203L222 205L221 203V201H220V203H218L219 202V197H216V195L218 196V191H217V189H216V191H217V194L216 195H214L215 197H216V199H218V200H216V199H212L213 201H217V202H213L211 199H209V201H205V203H203L204 202V200L206 199V197L207 198H210L212 195V193H214V191H215V189H213L212 190V192L210 193L209 191H211L210 189H207V190H205V192L207 193H203V192H201L200 191V189H199V187L200 186H202V182H203V184H206L207 185V183L208 184H210V181H207V179H206V181H207V183L205 182L204 183V179H202L201 178V176L202 175H198L199 177L198 178H200V179H195V178H197V176L196 177H194V173L196 172V170H195V172L194 173H192V170L190 171V172H188L190 169H188L187 170V174H186V171H185V177L183 178L182 177V179H181V177H180V175H182V174H180L179 173V176H177V177H180L179 179H181V182H180V184L178 185V188H175L176 187V185H175V187H174V185L172 184L173 183V181H176L174 178L175 177H173V180H172V182L168 179V176H169V171H171V169L172 168H169V165L167 164V163H169V162H167L166 160H168V159H166L165 160V162H167L164 166L166 167V168H168L167 170H165V171H167V173L165 172V171H157L158 169L160 170H162V168L163 167H161L160 166V168H159V164H160V161H161ZM164 160V159H163ZM162 160V161H163ZM171 160V159H170ZM176 160H178V159H175V161ZM186 160V159H185ZM215 160H213V161H215ZM224 160V162L223 163H226L227 164V161H225ZM243 161H244V158L242 159ZM249 160H246L247 161V163H245L244 162V164H248V161ZM37 161H39L38 163H37ZM158 161V160H157ZM174 160H172V161H170V162H173ZM175 161L173 162V163H175ZM180 161H181V159H180ZM184 161V160H183ZM196 161V162H197ZM212 160L210 161H208V162H210L209 164H211L212 162H213ZM239 161H238V159H237V162H235V163H239ZM33 162H34V164H33ZM42 162V163H43ZM50 162V161H49ZM62 162V163H63ZM71 162V161H70ZM139 162V161H138ZM145 162H147V160L145 161ZM164 162V161H163ZM179 162V161H178ZM177 162V163H178ZM191 162V161H190ZM195 162V163H196ZM198 162H197V164H198ZM221 161H219L218 162V164L220 163ZM249 162H251V161H249ZM37 163V164H36ZM45 163H47L46 162V160H45ZM62 163H60V165L62 164ZM73 163V162H72ZM80 165H78V164ZM143 164H144V161L142 162ZM149 163H151V162H149ZM159 163V164H158ZM162 163V162H161ZM183 163H185V162H183ZM207 162H205L204 164H203V166H205V165H207L206 164ZM213 163H215V162H213ZM232 163H233V161H232ZM32 164L33 165H35L34 167L32 166ZM73 164V165H74ZM100 164V163H99ZM119 164H121L120 162H119ZM135 164H137V163H135ZM140 164V163H139ZM138 164V165H139ZM142 164V165H143ZM179 164V163H178ZM188 164V163H187ZM187 164H186V166H187ZM228 164H230L229 163V160H228ZM234 164V163H233ZM232 164V165H233ZM239 164H241V162L239 163ZM243 164V163H242ZM40 165V164H39ZM38 165V166H39ZM45 165V164H44ZM44 165H42V166H44ZM49 165V164H48ZM48 165H46V167L48 166ZM60 165H59V167H55L56 168V171L58 170L57 168H59L60 169ZM66 165H63V167H62V169H66V170H69V168L67 169L66 168ZM72 165V166H73ZM78 165V166H77ZM152 165V166H151ZM163 165V164H162ZM174 165V164H173ZM173 165H172V167H173ZM201 165V164H200ZM198 166V167H201V166ZM11 166V165H10ZM13 166V165H12ZM23 166V167H22ZM32 166V167H31ZM62 166V165H61ZM65 166V167H64ZM84 167V169L82 168V167ZM88 166V168H86L85 169V167H87ZM100 166H103V165H100ZM100 166L98 165V167L100 168ZM112 166V165H111ZM135 166V165H134ZM140 166V165H139ZM177 166V165H176ZM179 166H180V164H179ZM186 166H185V168H186ZM208 166H210V165H208ZM215 166H216V163H215V165L213 164V168L212 169H214L215 170ZM220 166V165H219ZM221 166H222V164H221ZM220 166V167H221ZM223 166H224V164H223ZM226 166V165H225ZM234 166V165H233ZM242 166V165H241ZM14 167V166H13ZM40 167V166H39ZM45 167V168H46ZM49 167V166H48ZM69 167V166H68ZM74 167V166H73ZM82 168V169H80L79 170V168ZM107 167V166H106ZM122 167V166H121ZM124 167H126V165L124 164ZM138 167V166H137ZM136 166L135 167H133V168H137ZM144 167H146V168H144V170L146 171L147 170V166H144ZM171 167V166H170ZM178 167V166H177ZM184 167V166H183ZM217 167H218V165H217ZM216 167V168H217ZM228 167H229V165H228ZM231 167V166H230ZM229 167V168H230ZM245 167V166H244ZM256 167V165L254 166V167H251V171L253 170L252 168H255ZM17 168L19 169V170H17ZM32 168V169H31ZM44 168V167H43ZM91 168H93V170L91 169ZM126 168V169H127ZM139 168H143V167H139ZM179 168V167H178ZM181 169H182V164H181V167H180ZM189 168V167H188ZM225 168V167H224ZM223 168V169H224ZM238 168H240V167H238ZM242 168V167H241ZM247 168V167H246ZM248 168H249V166H248ZM248 168H247V170H248ZM30 169L32 170V171H30ZM38 169H39V171L40 172H38ZM52 169V168H51ZM52 169V172L54 171ZM62 169H60V170H62ZM65 169L63 170V171H65ZM71 169V168H70ZM74 169V168H73ZM98 169V168H97ZM114 169V168H113ZM120 169V168H119ZM165 169V168H164ZM163 169V170H164ZM170 169V170H169ZM173 169H174V167H173ZM175 169H177V168H175ZM180 169V170H181ZM184 169V168H183ZM187 169V168H186ZM210 169H211V167H210ZM209 169V170H210ZM218 169V168H217ZM220 169H222V168H220ZM222 169V170H223ZM227 169V168H226ZM259 170V173H261L262 171H263V173H264V170L262 169H260V167L258 168ZM5 170V169H4ZM11 170H13V169H11ZM21 170V171H20ZM81 170H83V171H81ZM107 170V169H106ZM135 170V169H134ZM134 170H133V172H134ZM140 170V169H139ZM143 170V169H142ZM169 170V171H168ZM213 170V171H214ZM228 170V169H227ZM233 170L236 172V169H234V167H232V172H233ZM238 170V169H237ZM243 170V169H242ZM250 170V169H249ZM248 170V171H249ZM255 171H256V169H254ZM254 170H253V172H254ZM261 170V171H260ZM18 171H20V172H18ZM77 171V170H76ZM88 171H89V173H88ZM99 171V170H98ZM121 171H123V170H121ZM125 171V170H124ZM123 171V172H124ZM128 171V170H127ZM126 171V172H127ZM145 171H144V175H148V174H146L145 173ZM153 171V172H152ZM173 172V174L174 173H177V172H175L174 170H172ZM176 171H178V169L176 170ZM200 171H201V168H200ZM200 171H198L199 172V174L201 173ZM203 172H204V170H202ZM212 171V170H211ZM216 171V170H215ZM220 171V170H219ZM218 170H217V172H218V174L216 173H214V174H212V175H210L211 176V178H212V176L214 175L215 177H213V178H215V179H213L212 178V180H214L212 183L213 184H211V186L209 187V188H215V187H218L219 185L222 187V183H226L224 180H226V178L225 179H223V181L224 182H222L221 183V181H220V177L221 176H219V174H221L222 175V173H220ZM229 171H230V169H229ZM228 171V172H229ZM246 171V170H245ZM251 171H249V172H251ZM4 172V171H3ZM49 172V171H48ZM60 173L59 174V176L58 175H55L56 173ZM78 172V173H79ZM85 172H84V176H86L85 175ZM118 172H120V171H118ZM137 172H139V174H140V171H135L134 172V174L135 173H137ZM165 172V173H164ZM197 172V173H198ZM206 173H207V171H205ZM210 172V171H209ZM234 172V173H235ZM243 172V171H242ZM241 172V174H237V175H239V176H237L239 179H240V177L242 178V176L241 175H243V173ZM247 172V171H246ZM248 172V173H249ZM2 173V172H1ZM39 173V175H37ZM54 173V172H53ZM53 173H50V174H52L53 176L55 175V181H58V180H56V176H57V178L58 177H60V178H58L59 180H60V182H62V180L63 179H65V178H63L65 175H68L67 173H68V171H65L64 173H66V174H63V175H61L62 174V171H57L55 174H53ZM70 173V172H69ZM77 173V172H76ZM99 173V174H98ZM110 173V172H109ZM122 173V172H121ZM143 173V172H142ZM141 173V174H142ZM172 173H170V175H171V177L169 176V178H171L172 179ZM196 173V174H197ZM213 173V172H212ZM231 173V172H230ZM229 173V174H230ZM236 173H239V172H236ZM236 173H235V175H236ZM263 173H261L260 175H262ZM4 174V173H3ZM6 174V173H5ZM19 174H20V176H21V178H17V176H19ZM101 174V175H100ZM165 174H166V177H165ZM225 174V173H224ZM253 174V173H252ZM251 174V175H252ZM37 175V176H36ZM47 175H49V174H47ZM82 175V176H83ZM99 175V176H98ZM114 175V174H113ZM125 175H126V173H125ZM136 175H138V174H135V175H132V176H134V179L133 180H138V179H135L136 177ZM184 175V174H183ZM203 175H205V174H203ZM225 175H227V174H225ZM249 175V174H248ZM1 176H2V174H1ZM1 176H0V179H1ZM6 176V175H5ZM5 176H2V177H5ZM33 175H32V177H34ZM44 176H45V174H44ZM53 176H51V177H53ZM61 176H63V177H61ZM80 176H81V174H80ZM81 176V177H82ZM92 176V177H91ZM104 176V177H103ZM111 176V175H110ZM118 176H120V175H118ZM131 176V177H132ZM208 176V175H207ZM223 176V175H222ZM234 175L232 174V177H233ZM244 176V175H243ZM258 176H259V174H258ZM38 177V178H37ZM40 177H42V176H40ZM50 177V176H49ZM109 177V176H108ZM130 177V176H129ZM146 177V176H145ZM146 177V178H147ZM194 177V178H193ZM206 177V176H205ZM224 177V176H223ZM222 177V178H223ZM228 177L231 179V177H230V175H228ZM236 177V178H237ZM245 177V176H244ZM250 176H248V178H249ZM262 178H260V180L259 181H262L261 183H263L264 184V175L263 176H261ZM30 178V179H29ZM43 178V180H44V178L45 177H42ZM78 178V177H77ZM77 178H75V179H77ZM80 178V177H79ZM83 178V177H82ZM82 178H80V179H82ZM133 178V177H132ZM138 178V177H137ZM143 178V177H142ZM152 180H151V179ZM166 178L168 179V181H166ZM229 178H227V179H229ZM235 178V177H234ZM3 179V181L5 182V179L4 178H2ZM41 179V178H40ZM66 179H67V177H66ZM110 179V178H109ZM121 179H122V177H121ZM140 179H141V177H140ZM201 179H202V181H201ZM210 179V178H209ZM230 179H229V181H230ZM239 179H237V180H239ZM243 179V178H242ZM242 179L240 180V182L242 181ZM250 179H252V178H250ZM28 180H29V182H28ZM42 180V181H43ZM50 180V179H49ZM71 180V179H70ZM113 180V179H112ZM130 180V179H129ZM132 180V181H133ZM142 180H144V179H142ZM146 180H145V182H144V184L143 185H146L147 183H146ZM178 180V179H177ZM198 180L199 181H201L200 182V186L198 185ZM211 180V179H210ZM211 180V181H212ZM245 180H249V179H245ZM32 181L30 182V184H32ZM54 181V180H53ZM54 181V182H55ZM64 181V180H63ZM67 181V180H66ZM77 181V180H76ZM92 181V182H91ZM102 181V180H101ZM104 181V180H103ZM109 181V180H108ZM150 181H148L149 182V184H150ZM170 181V182H169ZM179 181V180H178ZM177 181V182H178ZM196 181V182H195ZM232 181H234L233 179H232ZM235 181H236V179H235ZM1 182H2V180H1ZM81 182H83V183H86V182H84V180L82 181L81 180ZM81 182H79L80 184H81ZM96 182H99V181H96ZM117 182H119V180L117 181ZM137 182H139V181H136V185H138V187H139V185H142V184H138ZM158 182H156V183H158ZM198 182V183H197ZM237 182V181H236ZM239 181H238V183H240ZM249 181H247L246 183H248ZM12 183V184H11ZM39 183V182H38ZM56 183V182H55ZM75 183V182H74ZM77 183V182H76ZM101 183V182H100ZM103 183V182H102ZM107 183V182H106ZM130 183H132V182H130ZM133 183H134V181H133ZM140 183V182H139ZM146 183V184H145ZM179 183V182H178ZM177 183V184H178ZM196 183V184H195ZM246 183L244 184L245 186H248V184L246 185ZM259 183V182H258ZM5 185L7 184V182L6 183H4ZM13 184H14V186H13ZM33 184H35V182L33 183ZM32 184V185H33ZM49 184V183H48ZM59 184V182L57 183V185ZM67 184V183H66ZM87 184V183H86ZM123 184V183H122ZM127 184H129V183H127ZM149 184H147V185H149ZM152 184V183H151ZM163 184V183H162ZM161 184V185H162ZM174 184H176V183H174ZM226 184H228V183H226ZM229 184H232V183H230L229 182ZM236 184V183H235ZM250 184V183H249ZM0 185L2 186L3 185V182L2 183H0ZM38 185V184H37ZM50 185H52L51 183L49 184V185H47V186H50ZM60 185H64V184H60ZM60 185H58V186H60ZM68 185H70V184H68ZM71 185H73L72 183H71ZM116 185V184H115ZM133 185H135V184H133ZM153 185H155V184H152V186ZM157 185V184H156ZM158 185H160V184H158ZM165 185H164V188L166 189V187H165ZM198 185V186H197ZM205 185V186H206ZM0 186V187H1ZM10 186V187H9ZM12 186V187H11ZM24 186V187H23ZM34 186H36V184L34 185ZM41 186H43V185H41ZM90 186V185H89ZM89 186H85V187H81V188H83L82 190H80V191H82V192H80V194L83 196H81V195H79L81 198H79V200H77V202L79 201V203L82 201V200H84V201H86V198H87V195H90V196H88V198H87V200L89 199V198H94L95 197V194H96V192H93V190L91 189V188H89ZM99 186V185H98ZM111 186V185H110ZM117 186V185H116ZM118 186H119V184H118ZM132 186V185H131ZM151 186V185H150ZM163 186V185H162ZM208 186V185H207ZM206 186V187H207ZM213 186V187H212ZM227 186V185H226ZM238 186V185H237ZM241 186V185H240ZM243 186V185H242ZM4 187H6V186H4ZM33 187V186H32ZM39 187V186H38ZM50 187H52V186H50ZM54 187V186H53ZM57 187V186H56ZM78 187V186H77ZM87 187V188H86ZM90 187H92V186H90ZM119 187H121V186H119ZM136 187V186H135ZM146 187V186H145ZM203 187V186H202ZM205 187V188H206ZM233 187H235V185L233 186ZM239 187V186H238ZM7 188V189H8ZM16 188H14V189H16ZM27 188V187H26ZM25 188V189H26ZM40 188V187H39ZM45 188V187H44ZM63 188V187H62ZM67 188H69V187H67ZM79 188H80V186H79ZM93 188V187H92ZM108 188V187H107ZM142 188V187H141ZM143 188H144V186H143ZM147 188H150V187H147ZM158 188V187H157ZM208 188V187H207ZM242 188V187H241ZM2 189V188H1ZM5 189V188H4ZM24 189V190H25ZM96 188L94 187V191H96L95 190ZM98 189V188H97ZM105 189V188H104ZM112 189V188H111ZM115 189V188H114ZM133 189V188H132ZM168 189V188H167ZM202 189V188H201ZM203 189H204V187H203ZM229 189H231V187L229 188ZM229 189H227V190H229ZM236 189V188H235ZM10 190H6V191H10ZM20 190H19V193H20ZM22 190H21V192H22ZM23 190V191H24ZM32 190H34V189H32ZM31 190V191H32ZM37 190H39V189H37ZM41 190V189H40ZM47 190H49V189H47ZM47 190H44L45 192L47 191ZM52 190V189H51ZM64 190H65V188H64ZM64 190H62V191H64ZM72 190V189H71ZM70 190V191H71ZM73 190H75V188L73 189ZM90 190H92V192H89ZM107 190V189H106ZM109 190H110V188H109ZM121 190H123L124 191V189L122 188ZM129 190V189H128ZM141 190H143V189H141ZM145 190V189H144ZM143 190V191H144ZM157 190V189H156ZM198 190H199V192H201V194L203 193L204 195H206L205 197H203V200H201L199 203H197V204H194V205H196V207L195 208H191V207H194V206H191V202L190 201H188V202H186L187 201V199H184V198H194L193 196H195L196 195V193L198 192ZM209 190V191H208ZM224 190V189H223ZM223 190H219V192L220 191H223ZM226 190V189H225ZM226 190V191H227ZM241 190V189H240ZM3 191H5V190H3ZM66 192H67V190H65ZM64 191V192H65ZM136 191H139V190H137V188H136ZM151 191V190H150ZM150 191H149V193H150ZM166 191V190H165ZM171 190H169V192H170ZM174 191V190H173ZM173 191H172V194H173ZM230 191H233L232 189L231 190H229V192ZM1 192V191H0ZM15 192V190L12 192V194ZM51 192V191H50ZM53 192V191H52ZM60 192V191H59ZM97 192H98V190H97ZM108 192H111V191H108ZM113 192V191H112ZM122 192V191H121ZM134 192H135V189H134ZM163 192H164V190H163ZM167 192V191H166ZM224 192V191H223ZM234 193H235V191H233ZM233 192H231V194L233 193ZM239 192V191H238ZM260 192V193H259ZM27 193H28V191H27ZM34 193V192H33ZM61 193V192H60ZM73 193V192H72ZM100 193H101V191H100ZM104 194H105V192H103ZM114 193V192H113ZM123 193V192H122ZM155 193H156V191H155ZM175 193V192H174ZM175 193V194H176ZM210 193V194H209ZM233 193V194H234ZM248 193V194H247ZM256 193V194H255ZM0 194H3L2 196H3V198H4V200L6 199V194H5V196H4V193L3 192H1ZM8 194V193H7ZM11 194V192H9V195ZM11 194V195H12ZM14 194H16V193H14ZM18 194V193H17ZM31 194V193H30ZM47 194V193H46ZM59 194V193H58ZM62 194V193H61ZM64 194V193H63ZM85 194H87L86 195V197H85ZM112 194V193H111ZM124 194V193H123ZM131 194V193H130ZM141 193L139 192V194H138V197H139V195H140ZM160 194V193H159ZM167 194H169L168 195V197L170 198V193H167ZM174 194V195H175ZM197 194H200V193H197ZM210 196H209V195ZM222 194V193H221ZM227 194V193H226ZM8 195V196H9ZM26 195V194H25ZM24 195V196H25ZM29 195V194H28ZM37 195V194H36ZM47 195H49V193L47 194ZM74 195V194H73ZM100 195V194H99ZM98 194H97V196L98 197H95L96 199L98 198V200H99V196ZM103 194H101V196H102ZM107 195V194H106ZM105 195V196H106ZM112 195H114V194H112ZM111 195V197H113ZM115 195H116V193H115ZM125 195V194H124ZM137 195V194H136ZM148 194H146L145 193V197L147 196ZM150 195H151V193H150ZM162 195V194H161ZM220 195V194H219ZM248 195V196H249ZM1 196V197H2ZM19 196H21V195H19ZM18 196V197H19ZM42 196V195H41ZM53 196H54V193H53ZM53 196H52V198H53ZM69 196V195H68ZM75 196H77V195H75ZM104 196V197H105ZM110 196V195H109ZM128 196V195H127ZM134 195L132 194V197H133ZM144 196H142V197H144ZM153 196V195H152ZM167 196V195H166ZM198 195H196L195 196V198L197 197ZM201 196V195H200ZM214 196H213V198H214ZM226 196V197H227ZM29 197V196H28ZM78 197V196H77ZM76 197V198H77ZM103 197V198H104ZM108 197V196H107ZM116 197H117V195H116ZM119 197V196H118ZM118 197H117V199H118ZM131 197V198H132ZM221 197H222V195H221ZM225 197V196H224ZM242 197V198H241ZM2 198V199H3ZM8 198V197H7ZM44 198V197H43ZM48 198H49V196H48ZM71 198V197H70ZM84 198V199H83ZM106 198V197H105ZM104 198V199H105ZM110 198V197H109ZM109 198H106V199H109ZM113 198H115V197H113ZM130 198V197H129ZM128 198V199H129ZM140 198V197H139ZM152 198H154V196L152 197ZM166 198V197H165ZM168 198V199H169ZM192 198H191V200H192ZM194 198V199H195ZM212 198V197H211ZM241 198V199H240ZM2 199H0V201L2 200ZM14 199H17V198H14ZM19 199H20V197H19ZM24 199V198H23ZM22 199V200H23ZM29 199V198H28ZM37 199V198H36ZM101 199V198H100ZM111 199V198H110ZM122 199V198H121ZM144 198H142V200H143ZM150 198H148V200H149ZM202 199V198H201ZM11 200V199H10ZM9 200V201H10ZM38 200V199H37ZM47 200V199H46ZM95 199H93L92 200V202L94 201ZM102 201H103V199H101ZM101 200H100V202H101ZM115 199H113V200H111V201H114ZM131 200H133V198L131 199ZM130 200V201H131ZM145 200V199H144ZM161 200V199H160ZM176 200V199H175ZM197 200H199L198 198H197ZM211 200V201H210ZM226 200V199H225ZM3 201V200H2ZM2 201H1V203H2ZM8 201V200H7ZM8 201V202H9ZM13 201H15V200H13ZM25 201V200H24ZM48 201V200H47ZM58 201V200H57ZM91 201V200H90ZM134 201V200H133ZM168 201V200H167ZM171 201V200H170ZM174 201V200H173ZM185 201V202H184ZM224 201V200H223ZM230 201V200H229ZM232 201V200H231ZM244 201V200H243ZM12 201H10V203H11ZM19 202V201H18ZM23 202V201H22ZM28 200H27V202H26V204H28ZM37 202V201H36ZM50 202H51V200H50ZM58 202H61V201H58ZM65 202V201H64ZM64 202H61V204L63 203L64 204ZM88 202V201H87ZM95 202V201H94ZM99 202V203H100ZM109 202V201H108ZM123 202V201H122ZM140 202H142V201H140ZM156 202V201H155ZM162 202H161V204L160 205H162ZM190 202V203H189ZM208 202H210V203H208ZM226 202V201H225ZM238 202V204H236ZM4 203V204H3ZM3 203H2V205L3 206H1V207H3L2 208V211H7L6 213H7V215H8V210H10L9 209V206H11V204L8 206V210H7V207H5V202L3 201ZM7 203V202H6ZM15 203V202H14ZM30 203V202H29ZM39 203V202H38ZM46 203H48V202H46ZM52 203H54V202H52ZM57 202H55V204H56ZM76 203V202H75ZM78 203V204H79ZM86 203V202H85ZM85 203H83V202H81L80 204H81V206L78 208L79 210H80V216L77 214V216L76 217H70V216H72L71 214L69 215V217L70 218H72V223H73V218H75L76 219V221L78 222V223H81V222H86L87 220L89 221L90 220V218L89 219H87L86 217H87V213L88 212H85L86 210L87 211H89V209L92 207V205H90L89 206V204H87V206H88V208L86 207V204ZM90 203V202H89ZM107 202L105 201V204H106ZM120 203H121V201H120ZM132 203V202H131ZM172 203V204H171ZM194 203V202H193ZM8 204V203H7ZM19 204V203H18ZM22 204V203H21ZM25 204V203H24ZM39 204H41V203H39ZM58 204V203H57ZM60 203L58 204L59 205V207H60V205H61ZM67 204V203H66ZM92 204V203H91ZM108 204V203H107ZM111 204V203H110ZM125 204V203H124ZM129 204V203H128ZM149 205H150V203H148ZM1 205V204H0ZM23 205V204H22ZM29 205V204H28ZM35 205V204H34ZM33 205V206H34ZM50 204H48V206H49ZM53 205V204H52ZM71 205V204H70ZM72 205H74V204H72ZM71 205V206H72ZM99 205V204H98ZM116 205H118V203L116 204ZM137 205H138V203H137ZM145 205H147V204H145ZM149 205H147V206H149ZM151 205H152V203H151ZM162 205V206H163ZM198 205V206H197ZM245 206V207H248L247 209H242V207L241 206ZM7 206V205H6ZM15 206V205H14ZM47 206V205H46ZM66 206V205H65ZM79 205H77V207H78ZM101 206V205H100ZM103 206H104V203H103ZM120 206V205H119ZM118 206V207H119ZM125 206V205H124ZM134 206V205H133ZM1 207H0V209H1ZM12 207V206H11ZM20 207H22V206H20ZM38 207V206H37ZM40 207V206H39ZM50 207V206H49ZM53 207H54V205H53ZM76 207V208H77ZM102 207V206H101ZM101 207H100V209H98L99 211H101L102 209H101ZM106 207L107 206H104V207H102V208H105L106 209ZM111 207V206H110ZM112 207H113V205H112ZM112 207H111V209H112ZM122 207V206H121ZM127 207V206H126ZM137 207V206H136ZM144 207V206H143ZM146 207V206H145ZM144 207V208H145ZM5 208V210H3ZM15 208H17V207H15ZM18 208H19V206H18ZM43 208V207H42ZM44 208H48V207H45L44 206ZM43 208V209H44ZM51 209H50V212L52 211L53 212V209H55V208H53L52 209V207H50ZM66 208H68V206L66 207ZM87 208V209H86ZM96 208H97V206H96ZM108 208V207H107ZM114 208H115V206H114ZM143 208V209H144ZM148 208V207H147ZM223 208H226L224 211H221V210H223ZM237 208H239V209H237ZM24 209V208H23ZM32 209V208H31ZM30 209V210H31ZM34 209V208H33ZM39 209V208H38ZM42 209V210H43ZM61 209V208H60ZM93 209V208H92ZM116 209H117V207H116ZM133 209V208H132ZM149 209V208H148ZM158 209V208H157ZM166 209V210H165ZM220 209V210H219ZM241 209V210H240ZM19 210V209H18ZM17 210V211H18ZM21 210V209H20ZM19 210V211H20ZM27 210V209H26ZM25 210V211H26ZM49 209H47V210H44L43 212H44V215H46V213H45V211L47 212ZM78 210V211H79ZM104 210V209H103ZM119 210H120V208H119ZM123 210V209H122ZM138 210V209H137ZM141 210V209H140ZM145 210V209H144ZM151 210V209H150ZM14 211V210H13ZM37 211V210H36ZM40 210H38V212H39ZM55 211H57V210H55ZM64 211V210H63ZM68 211H69V209H68ZM67 211V212H68ZM73 211V210H72ZM77 211V212H78ZM92 211V210H91ZM94 211V210H93ZM96 211V210H95ZM107 211V210H106ZM117 211V210H116ZM131 210L129 209V212H130ZM152 211V210H151ZM163 211V212H162ZM11 212H12V210H11ZM27 213H28V211H26ZM32 212V211H31ZM34 212H35V210H34ZM33 212V213H34ZM49 211H48V213H50ZM51 212V217H52V215H54V213H52ZM84 212H85V218L84 219H87L86 221L85 220H82V216L84 215ZM125 212V211H124ZM128 212V211H127ZM133 212V211H132ZM137 211H135V213H136ZM148 212V211H147ZM10 213V212H9ZM13 213V212H12ZM22 213V212H21ZM21 213H20V215H21ZM24 213V212H23ZM27 213H26V215H27ZM42 213V212H41ZM48 213H47V217H49L48 216ZM58 213H60V212H58ZM62 213V212H61ZM64 213H66V212H64ZM64 213H63V215H64ZM90 213V212H89ZM92 213V212H91ZM101 213V212H100ZM117 213V212H116ZM83 214V215H82ZM2 215H3V212H2ZM18 215H19V213H18ZM29 215H30V213H29ZM31 215H32V213H31ZM30 215V216H31ZM39 215H40V213H39ZM39 215H37V216H39ZM75 215H76V212H75ZM105 215H107V212L105 213ZM104 215V216H105ZM109 215H110V213H109ZM123 215H124V213H123ZM122 215V216H123ZM136 215H137V213H136ZM135 215V216H136ZM144 215H145V212H144ZM143 215V216H144ZM244 215H248V216H250L248 219H247V217H245L244 218ZM10 216V215H9ZM9 216H7V217H9ZM13 217L14 216H16V215H12ZM24 216V215H23ZM37 216H35V217H37ZM56 216V215H55ZM55 216H53L54 217V219H51L52 221L54 220V222H55V220L57 219V218H62V217H60L59 215V217H55ZM62 216V215H61ZM73 216H74V213H73ZM91 216V215H90ZM93 216V215H92ZM96 216V215H95ZM95 216H93V219H95ZM98 216V215H97ZM122 216H121V218H122ZM126 216V215H125ZM130 216V215H129ZM148 216V215H147ZM153 216V215H152ZM151 216V217H152ZM244 218V220H243V218ZM4 217H6V216H4ZM4 217L2 216V218L4 219ZM6 217V218H7ZM21 217V216H20ZM41 217V216H40ZM42 217H44L43 215H42ZM42 217L41 218H37L38 220H40V219H42ZM47 217H45V219L47 218ZM100 217V216H99ZM114 217H116L115 215H114ZM119 217H120V215H119ZM139 217V216H138ZM19 218V217H18ZM26 218H29V217H26ZM25 217H24V219H22V220H25L26 219ZM32 218V217H31ZM56 218V219H55ZM92 218V217H91ZM102 218V217H101ZM125 218V217H124ZM123 218V219H124ZM143 218V217H142ZM34 219H36V218H34ZM44 219V218H43ZM45 219H44V221H45ZM67 219V218H66ZM98 219V218H97ZM103 219V218H102ZM106 219H108V217L106 216ZM118 219V218H117ZM120 219V218H119ZM118 219V220H119ZM122 219V220H123ZM127 219V218H126ZM129 219V218H128ZM13 220V219H12ZM11 220V221H12ZM21 220V221H22ZM33 220V219H32ZM59 220H61V219H59ZM69 220V219H68ZM71 220V219H70ZM69 220V221H70ZM100 220V219H99ZM110 220H112V219H110ZM114 221H117L116 219H113ZM112 220V221H113ZM121 220V221H122ZM8 220L6 219V222H7ZM16 221V220H15ZM29 221L31 222V220L29 219ZM36 222H37V220H35ZM47 221V220H46ZM49 221V220H48ZM68 221V222H69ZM95 221H96V219H95ZM113 221V222H114ZM120 221V220H119ZM129 221V220H128ZM141 221V220H140ZM139 221V222H140ZM143 221H145V220H143ZM3 222H5V221H3ZM5 222V223H6ZM9 222H10V220H9ZM8 222V223H9ZM14 222V221H13ZM12 222V223H13ZM18 222V221H17ZM34 222V221H33ZM40 222V221H39ZM42 222V221H41ZM54 222H52V224L54 223ZM60 222V221H59ZM64 222L65 221H63V224H64ZM84 222H83V224H84ZM93 223H95L94 221H92ZM109 222V221H108ZM126 222V221H125ZM133 222V221H132ZM177 222H179L180 224H177ZM225 222H227V223H229V225H227V228H229L228 226H230V224L231 223H233L232 224V226H231V230H236V231H232L231 232V230H230V232H227V231H229V229L227 230V229H225V232H223L224 231V229H222V224L221 223H223V225L225 224ZM231 222V223H230ZM0 223H1V219H0ZM24 223H26V222H24ZM27 223H29V222H27ZM48 223V222H47ZM47 223H45V224H47ZM56 223V222H55ZM116 223V222H115ZM190 223V224H189ZM14 224V223H13ZM19 224V223H18ZM30 224V223H29ZM28 224V225H29ZM35 225H36V223H34ZM40 224V223H39ZM42 224H43V222H42ZM44 224V225H45ZM68 224V223H67ZM74 224V223H73ZM88 224V223H87ZM87 224H85V225H87ZM103 224V223H102ZM108 224V223H107ZM111 224V222L109 223V225ZM123 224H125V223H123ZM177 224V225H176ZM220 224V225H219ZM2 225H3V223H2ZM2 225H1V227H2ZM22 225V224H21ZM27 225V224H26ZM25 225V226H26ZM31 225H33L32 223L29 225V226H31ZM38 225V224H37ZM50 225V224H49ZM54 225V224H53ZM56 225V224H55ZM60 225V224H59ZM59 225H57V226H59ZM62 225V224H61ZM60 225V226H61ZM76 225V229L78 230V228L80 229L81 227L79 226V227H77V224H75ZM95 225V224H94ZM96 225H99V224H96ZM131 225V224H130ZM137 225H138V222H137ZM146 225V226H145ZM209 225V226H208ZM28 226V227H29ZM40 225H38V226H32V227H34V229L32 228V230L34 231V234H32V230L30 231V228H29V231L31 232V234L32 235H34V236H36L35 238H37V235H39V233H40V231H41V233L42 232H46V231H50V230H46V231H42V230H40V228H38L39 230H36L37 228L36 227H39ZM41 226H43V225H41ZM65 226V225H64ZM73 226V225H72ZM93 226V225H92ZM105 226H106V224H105ZM133 226H134V224H133ZM145 226V227H144ZM225 226V225H224ZM223 226V227H224ZM13 227V226H12ZM15 227V226H14ZM18 227L20 228V225H18ZM24 226H22L21 227V230H22V228H23ZM47 227H48V225H47ZM55 227V226H54ZM63 227V226H62ZM68 227V226H67ZM86 227V226H85ZM111 227H113V226H111ZM177 227V228H178ZM185 227V226H184ZM206 227V228H205ZM212 227V226H211ZM226 227V226H225ZM9 229H10V227H8ZM5 229V231H1L2 233H7L6 231L8 230L9 231V229ZM49 228V227H48ZM70 228V227H69ZM75 228V227H74ZM96 228V227H95ZM100 228H101V226H100ZM103 228V227H102ZM107 228V227H106ZM180 228V227H179ZM182 228V227H181ZM187 228V227H186ZM241 228H243V230H241L242 232H241V235H242V237L240 236V233H239V235H238V233L236 234V232H240V231H237V230H239V229H241ZM260 230H259V229ZM2 230H4L3 229V227L1 228ZM42 229H44L43 227H42ZM45 229H46V225H45ZM58 229V228H57ZM108 229V228H107ZM173 229H174V227H173ZM184 229V228H183ZM193 229V230H194ZM198 229V228H197ZM211 229V228H210ZM244 229H246V231L244 230ZM72 230H73V228H72ZM76 230V232L77 233H79V231H77ZM81 230H83V229H81ZM90 230V229H89ZM93 231H94V229H92ZM101 230V229H100ZM155 230H156V228H155ZM180 230V229H179ZM186 230H188V229H186ZM196 230V229H195ZM202 230V231H203ZM257 230H259V231H257ZM13 231V230H12ZM11 231V232H12ZM60 231V230H59ZM66 231V230H65ZM91 231V230H90ZM89 231V232H90ZM97 231V230H96ZM95 231V232H96ZM102 231V230H101ZM119 231V232H118ZM137 231V232H136ZM191 231V230H190ZM197 231V230H196ZM244 231L246 232V233H244ZM0 232V233H1ZM10 232V233H11ZM14 232V231H13ZM12 232V233H13ZM17 232H19V231H17ZM22 232V231H21ZM25 232H27L26 230H25ZM29 232V233H30ZM38 232V233H37ZM63 232H64V230H63ZM70 232H71V229H70ZM92 232V231H91ZM90 232V233H91ZM134 232V233H133ZM152 232V233H151ZM182 232V231H181ZM216 232H214V233H216ZM222 232V233H221ZM235 232V233H234ZM20 233V232H19ZM40 233V234H41ZM47 233V232H46ZM57 233H58V230H57ZM56 233V234H57ZM93 233V232H92ZM91 233V234H92ZM166 233V232H165ZM172 233V232H171ZM175 232H173V234H174ZM193 233L194 232H192V234L191 235H193ZM196 234H197V232H195ZM212 233V234H211ZM232 233V235L233 234H235V235H238V236H240L241 238L239 239L238 238V236H237V238H236V236L235 237H233V238H236V239H234L233 241H237L236 243L235 242H233L232 241V235H230ZM242 233H244L245 235H243ZM257 233V234H256ZM8 234V233H7ZM28 234V233H27ZM37 234V235H36ZM43 234V233H42ZM50 234H52V233H50ZM63 234V233H62ZM61 234V235H62ZM99 234V233H98ZM164 234V233H163ZM167 234H168V232H167ZM176 234V233H175ZM180 234V233H179ZM178 234V235H179ZM195 234V235H196ZM217 234V233H216ZM222 234H224L225 236H226V238H224L225 236L224 235H222ZM9 235V234H8ZM6 236L7 237V240L5 239L6 237L5 236H3V234H2V236H1V238L2 237H4V238H2V239H4V241L2 240V242H4L5 243V240H6V243H8L9 244V242H7L8 240H9V236ZM30 235V234H29ZM48 235V234H47ZM46 235V236H47ZM72 235V234H71ZM74 235V234H73ZM83 235V234H82ZM81 235V236H82ZM153 235H151V238L153 237ZM165 235V234H164ZM198 235H196V236H198ZM230 235V236H229ZM12 234H11V238H12ZM20 236V235H19ZM26 236V235H25ZM58 236V235H57ZM59 236H60V234H59ZM65 236V235H64ZM63 236V237H64ZM168 236V235H167ZM174 236V235H173ZM180 236V235H179ZM185 236V235H184ZM183 236V237H184ZM189 236V235H188ZM215 236H218L219 238H221L222 239V236H224L223 237V240H221V239H219L218 237H216V238H218V239H215ZM229 236V237H228ZM245 236V237H244ZM23 237V236H22ZM43 237V236H42ZM44 237H45V234H44ZM49 237V236H48ZM56 237V236H55ZM91 237H92V235H91ZM156 237V236H155ZM155 237H153V241H155V240H157V237H160V236H157L156 238ZM162 237V236H161ZM164 237V236H163ZM172 237V236H171ZM171 237H169L168 239H171ZM175 237V236H174ZM192 237V236H191ZM244 237V238H243ZM260 237H262V238H260ZM15 238V237H14ZM21 238V237H20ZM25 238V237H24ZM30 238V237H29ZM32 238V237H31ZM39 238V237H38ZM52 238H54V236L52 237ZM65 238H67V237H65ZM64 238V240H67V239H69V238H67V239H65ZM71 238V237H70ZM80 237H78V238H75V240H80L79 239ZM133 238H134V241H136V239H137V241H141V242H139V245H137L135 242H132L133 241ZM139 238V239H138ZM154 238H155V240H154ZM173 238V237H172ZM176 238V237H175ZM174 238V239H175ZM186 238V237H185ZM188 238H190V237H188ZM194 238V237H193ZM25 239H28V238H25ZM25 239H22V240H25ZM40 239H41V237H40ZM40 239H39V241H40ZM45 239H47V238H44V240ZM49 239H51V238H48V241H49ZM58 239V238H57ZM62 239V238H61ZM84 239V238H83ZM225 239V240H224ZM227 239H229L228 241H226ZM231 239V240H230ZM244 239V240H243ZM11 240V239H10ZM13 240V239H12ZM15 240V239H14ZM17 240V239H16ZM20 240V239H19ZM36 240V239H35ZM42 240V239H41ZM43 240V241H44ZM63 240V241H64ZM71 240V239H70ZM69 240V241H70ZM88 240V239H87ZM92 240V239H91ZM132 240V241H131ZM160 239H158V241H159ZM162 240H164V238L162 239ZM183 240V239H182ZM182 240H181V242H182ZM198 240V241H199ZM219 240V241H218ZM242 240V241H241ZM254 240V241H253ZM43 241H42V243H43ZM50 241H52V240H50ZM68 241V240H67ZM66 241V242H67ZM80 241H82V240H80ZM80 241H79V244H80ZM88 241H90V240H88ZM136 241V242H137ZM150 241H151V239H150ZM165 241H167V239L165 240ZM172 241V240H171ZM201 241H200V243H201ZM204 241V240H203ZM211 241V242H210ZM218 241V242H217ZM221 241H223V244H221L222 242ZM229 241H231L234 245H232V243L230 244V246L232 245L233 247H230V250L231 249H233L232 251H228V252H225L226 250L225 249H223V247H225V245L226 244H224L225 242L226 243H228ZM239 241H240V243H239ZM1 242V243H2ZM11 242H13V241H10V243ZM16 241H14L13 243H15ZM32 242V241H31ZM54 242H56V241H54ZM83 242V241H82ZM92 242V241H91ZM134 243L135 244V246H133V245H131L132 243ZM157 242V241H156ZM159 242H161V241H159ZM168 242V241H167ZM180 242V243H181ZM185 242V241H184ZM183 242V243H184ZM214 242V243H213ZM219 242H221V243H219ZM3 243V244H4ZM30 243V242H29ZM34 243H36V241L34 242ZM37 243H38V240H37ZM47 243V241L45 242V244ZM58 243V242H57ZM72 244H77V241H74V243L73 242H71ZM142 243V244H141ZM151 243V242H150ZM153 243V242H152ZM171 243H173V242H171ZM179 243V244H180ZM188 243V242H187ZM194 243H195V241H194ZM196 243H197V239H196ZM199 243V242H198ZM199 243V244H200ZM208 243V244H207ZM211 243H213L212 245H211ZM261 243V245H262V242H260ZM25 244V243H24ZM23 244V245H24ZM32 244V243H31ZM31 244H29V245H31ZM67 244V243H66ZM144 244V245H143ZM154 244V243H153ZM165 244V243H164ZM167 244V243H166ZM175 244H177V243H175ZM220 244V247H221V245H222V249H220V247H218V245ZM235 244H236V246H235ZM1 245V244H0ZM22 245V246H23ZM28 245V249L29 250H31L32 249V251H33V247H34V245H36V244H32L33 246H32V248L30 247ZM39 245V244H38ZM55 245V244H54ZM57 246L59 245V244H56ZM55 245V246H56ZM142 245V246H141ZM157 245V244H156ZM161 245V244H160ZM198 245V244H197ZM209 245H211V246H214V248L217 250L218 248L220 249V250H217V251H215V249L213 248L212 249V247L211 246H209ZM25 246V245H24ZM45 246V245H44ZM56 246V247H57ZM60 246V245H59ZM63 246V245H62ZM64 246H66L65 244H64ZM68 246H70V245H67V248H68ZM82 246V245H81ZM87 246V245H86ZM85 246V247H86ZM162 246H164V245H162ZM167 246V245H166ZM171 246H174V245H171ZM182 246V245H181ZM181 246H179V249H181L180 247ZM199 246H201V245H199ZM209 246V247H208ZM217 246V247H216ZM244 246H245V248H244ZM256 246V247H255ZM2 247H6V244L5 245H3V246H1V248ZM8 247V246H7ZM7 247L5 248L6 250H7ZM12 247V246H11ZM10 247V248H11ZM39 247V246H38ZM37 247V248H38ZM41 247H43V246H41ZM47 247V246H46ZM49 247H50V245H49ZM70 247H72V246H70ZM80 247V246H79ZM170 247V246H169ZM185 247V246H184ZM187 247V246H186ZM189 247V246H188ZM227 247V246H226ZM229 247V246H228ZM235 247V248H234ZM257 247L259 248L258 250H257ZM3 248V249H4ZM9 248V247H8ZM14 248V247H13ZM20 248H21V246H20ZM25 248H27V247H25ZM36 248V247H35ZM34 248V250H37V249H35ZM62 248V247H61ZM66 248V249H67ZM74 248H75V246H74ZM81 248V247H80ZM79 248V249H80ZM156 248V247H155ZM165 248V247H164ZM168 248V247H167ZM167 248H166V250H167ZM174 248V247H173ZM182 248H183V246H182ZM194 248H196V247H194ZM201 248V247H200ZM199 248V249H200ZM209 248H211V249H209ZM255 248H256V250H255ZM3 249H0V259H3V258H5V257H7L6 259H4L3 260V262H2V264H4V263H6V264H8V260L9 261H11L10 259H12V257H10V256H8V255H6V256H4V253L3 252H7L5 249V251L3 250ZM12 249V248H11ZM27 249V250H28ZM47 249V248H46ZM52 249V248H51ZM56 249V248H55ZM75 249H78V248H75ZM78 249V250H79ZM84 249V248H83ZM86 249V250H87ZM157 249V248H156ZM158 249H160L159 247H158ZM3 250V251H2ZM9 250V249H8ZM17 249H15V251H16ZM21 250V249H20ZM23 250V249H22ZM61 250V249H60ZM65 250V249H64ZM69 250V249H68ZM73 249H70L69 251L71 252ZM78 250H76V251H78ZM85 250V251H86ZM149 250L151 251V252H149ZM169 250V249H168ZM209 250H211V251H209ZM222 250V251H221ZM223 250H224V252H223ZM259 250H260V252H259ZM23 251H25V250H23ZM31 251V252H32ZM38 251V250H37ZM35 252V254L36 253H38V252ZM54 251V250H53ZM80 251V250H79ZM79 251H78V253H79ZM183 251V250H182ZM193 251V250H192ZM197 251V249L195 250V252ZM251 251V252H250ZM255 251H257L256 252V254H254L253 255V253L255 252ZM19 252V251H18ZM20 252H22V251H20ZM27 252V251H26ZM26 252H23L24 254H26ZM30 252V251H29ZM28 252V253H29ZM30 252V253H31ZM46 252H48V253H50L49 251H46ZM58 252V251H57ZM64 252H66V254H67V251L65 250ZM159 252V251H158ZM158 252H155V253H158ZM199 252V251H198ZM202 252V251H201ZM8 253V252H7ZM11 253H12V255L14 256V254L16 253V255L18 256V259H16V260H18L19 262H20V258L19 257H21V255L23 254V253H20L21 255H18L17 254V252H15L14 253V251L12 250L11 251ZM14 253V254H13ZM27 253V254H28ZM40 253H42V254H44L43 252H40ZM47 253V254H48ZM61 253V252H60ZM75 253V252H74ZM88 253V252H87ZM164 253V252H163ZM168 253V252H167ZM187 253H189V252H187ZM237 253H244L243 254V256H242V258L240 257L241 256V254L239 255V257H236V254ZM258 253L260 254V255H258ZM46 254V253H45ZM44 254V255H45ZM46 254V256H45V258H44V255H43V257L41 258V260H44V259H46L47 261H48V255ZM57 254V253H56ZM62 254H63V252H62ZM65 254V253H64ZM64 254L62 255V256H64ZM83 254H85V253H83ZM82 254V255H83ZM110 254V255H112L111 256V258L110 259H108V255ZM161 254V253H160ZM169 254H170V251H169ZM201 254H203V253H201ZM206 254V253H205ZM2 255H3V257H2ZM11 255V254H10ZM15 255V256H16ZM30 255V254H29ZM32 256H34L33 254H31ZM37 255V254H36ZM39 255H41V254H39ZM54 255V254H53ZM59 255V254H58ZM57 255V256H58ZM86 255V254H85ZM88 255V254H87ZM150 255H152V254H150ZM168 254H166L165 256H167ZM174 255V254H173ZM178 255V254H177ZM181 255V254H180ZM185 255V254H184ZM189 255V257L190 258H193V257H191V255L190 254H188ZM195 255V254H194ZM209 255H208V257H209ZM234 255H235V261H232V259H234ZM237 255V256H238ZM26 256V255H25ZM42 256V255H41ZM41 256H39V257H41ZM49 256H51V254L49 255ZM68 256V255H67ZM159 256V255H158ZM187 256V255H186ZM197 256L199 257V254H197ZM205 256H206V258H208L207 257V255H204V257H202V259L203 258H205ZM9 257V258H8ZM22 257H23V255H22ZM21 257V258H22ZM28 257V256H27ZM53 256H51L50 257V259H49V262H50V260H51V258H52ZM72 257V256H71ZM74 257H75V255H74ZM74 257H73V259H74ZM81 257V256H80ZM91 257V256H90ZM107 257V258H106ZM148 257V258H147ZM157 257V256H156ZM168 257V256H167ZM179 257V256H178ZM185 257V256H184ZM189 257L187 256V258L189 259ZM196 256H194V258H195ZM220 257V258H219ZM245 257V258H244ZM14 258V257H13ZM37 258V257H36ZM36 258H35V260H36ZM64 258V257H63ZM92 258V257H91ZM153 258V257H152ZM152 258H151V260H152ZM158 258V257H157ZM163 259V257H161L160 256V259ZM165 258V257H164ZM170 258H172V257H170ZM180 258H181V256H180ZM183 258V257H182ZM193 258V259H194ZM24 259V258H23ZM33 259H34V257H33ZM38 259H40V258H38ZM53 259V258H52ZM60 259H62L61 257H60ZM126 259V260H127ZM167 259V258H166ZM173 259V258H172ZM192 259V260H193ZM196 259H198V258H196ZM214 259V258H213ZM257 259H260V258H257ZM7 260V261H6ZM14 260V259H13ZM28 260V259H27ZM40 260V261H41ZM53 260H55V259H53ZM63 260H65V259H62V262H63ZM67 260H69L68 258H67ZM70 260H72V259H70ZM77 260V259H76ZM89 260V259H88ZM124 260V259H123ZM122 260V261H123ZM157 260V259H156ZM181 260V259H180ZM184 260H186V259H183V261ZM199 260V259H198ZM204 260V259H203ZM221 260V261H220ZM26 261V260H25ZM29 261H31L30 259H29ZM60 261V260H59ZM91 261V260H90ZM129 261V262H130ZM153 261V260H152ZM164 261V260H163ZM162 261V262H163ZM176 261H177V257H176ZM183 261H181L182 263H184ZM191 261V260H190ZM208 261V260H207ZM257 261H259V260H257ZM23 262V261H22ZM36 262V261H35ZM53 261H51L50 263H52ZM56 262V261H55ZM55 262H53V263H55ZM61 262V261H60ZM73 262V261H72ZM74 262H78V261H74ZM88 262V261H87ZM125 262H127V261H125ZM144 262V261H143ZM161 262V263H162ZM165 262V261H164ZM163 262V263H164ZM169 262V261H168ZM167 262V263H168ZM197 262V261H196ZM199 262V261H198ZM197 262V263H198ZM200 262H201V260H200ZM199 262V264H202V263H200ZM203 262H205V261H203ZM211 262V261H210ZM237 262H235L234 264H239V263H237ZM0 263H1V260H0ZM11 263H13V262H11ZM15 263V262H14ZM17 263V262H16ZM25 263V262H24ZM31 264H32V262H30ZM29 262H28V264H30ZM46 263V262H45ZM66 263H68V261L67 262H65V264ZM120 262H118V264H119ZM124 263V262H123ZM134 263V264H135ZM145 263H147V261L145 262ZM148 263H149V260H148ZM155 263V262H154ZM158 263V262H157ZM156 263V264H157ZM160 263V264H161ZM162 263V264H163ZM166 263V264H167ZM179 263H180V261H179ZM181 263V264H182ZM185 263H188V262H185ZM190 263H192V262H190ZM196 263V264H197ZM207 263V262H206ZM213 263V264H214ZM241 263V262H240ZM19 264V263H18ZM26 264V263H25ZM35 264V263H34ZM39 264V263H38ZM41 264H43V263H41ZM49 264V263H48ZM72 264V263H71ZM75 264V263H74ZM77 264H83V263H77ZM84 264H85V262H84ZM127 264V263H126ZM129 264V263H128ZM130 264H131V262H130ZM137 264V263H136ZM143 264V263H142ZM152 264V263H151ZM173 264H174V262H173ZM176 264H177V262H176ZM193 264V263H192ZM211 264V263H210ZM216 264V263H215ZM227 264H230V263H227Z\"/></svg>","mask_w":264,"mask_h":264},{"label":"rangeland","instance_id":"2","mask_svg":"<svg viewBox=\"0 0 264 264\" xmlns=\"http://www.w3.org/2000/svg\"><path fill=\"white\" fill-rule=\"evenodd\" d=\"M127 1V2H126ZM131 2L132 0H124V2H123V11H122V13H123V15L126 17V19L128 20H126L125 19V17H124V20H125V24L124 25H126V26H123L124 28L121 30L119 27H120V22L119 23H117L116 21H118L117 19H115L112 23H110L111 24V26L109 25V27L110 28H113V29H110V28H103V26H102V22H101V26L102 27H100V29L97 27L96 29L99 31V32H101L103 35H101V43L103 44V45H101L102 47H101V49H102V51L104 52L102 55H100L99 57H96V58H93V60H95L94 62H96V63H94L93 62V64L91 65V67L93 66V65H95L94 67H92V69L94 68L95 69V72H94V69L91 71V70H88V71H90V72H87V74H89V76L88 75H85L86 77V79H85V83H86V85L89 87L88 89H89V91L90 90H92V91H90V92H97L96 90H94V88L95 89H97V90H99L100 91V88L101 89H106L107 87H108V85L109 84H115V83H113V82H116V81H119L120 79H123V78H125V76H126V78H125V80L128 78L127 77V75L128 74H130V76H131V74L133 75V77L135 76H137L138 74V76H139V79H138V77H136V78H134V79H137V80H141V81H143V83H141V81H140V83H138L137 84V88H135V89H137V90H139L140 88H142V89H140L141 91H142V93L141 92H137L136 93V91H135V93H136V95H135V97L138 95V93H140L139 95H138V97H131V96H129V98L127 97V95H126V93H123L122 94V99L121 98H117V101L119 100V102L121 103V105H122V103L123 102H125V106L124 105H122V107H124V108H126V113L127 114H125V115H120V116H117V121L120 123H124V124H129V126L130 127H133L135 124H133V123H135V122H133L134 120H135V118H137V117H140V115H143L144 116V113H145V111H147L148 110V108H150V110L152 109H156V107L157 108H159L160 107V105L159 104H157L154 100H156V98H155V95L157 94V92L156 91H154V93L153 92H151L150 93V91L149 92H147L148 91V87H147V85H145V84H150L151 86L153 85V87H155V86H157V83H158V86H159V84H161L162 85V83H163V86L162 87H165V88H170V87H168V85L169 86H171V84L172 85H175V84H177L178 82L177 81H175V80H179V83H187V82H190L189 84V86L191 87V89L189 88V86H188V88H183V89H181L182 91H181V93H183L182 94V97H184V98H187V99H185L187 102H190V104H193V101L192 100H195V98H198V95H200V80H201V78L202 79H205V77H206V79L208 78V80H210L211 82H207L206 84H208L209 83V85H207V87H209V88H207L206 87V91H208V89L210 90L211 89V92L210 91H208L209 93H211L212 94V92L214 93L215 92V90H217V89H222V88H224L225 90H227L226 88V83L228 82V83H230L229 81H227V80H229L231 77H232V75H233V77H236V78H238V79H236V78H231L230 79V81L232 82L231 83V86H234L233 88H232V93H235L234 95H235V97L237 98V100L239 101V104H243V106L245 105L246 107H250V104H251V106L252 105H254L252 102L254 101V103L256 102L257 103V105L259 106V108L261 109V106L262 105H264V96H262V89H261V86H260V83H259V76L261 75V72H260V70L262 71V68H261V66L260 67H257V66H255V68L257 67L258 68V70L257 69H255V68H253V69H255V70H257V71H259L260 73L259 74H257L258 72H256V74H257V76H258V78H257V80L258 81H256L255 80V85H257V86H255L254 84L253 85H251V87L249 86V84H248V80H249V77H247L248 76V74H247V70H245V68H250V67H246L245 66V68H244V65L245 64H247V63H244V65L242 66V67H240L241 69H243L242 71H244V73H242V71L240 72V74H235V73H232L233 72V69H234V66H233V69H232V66H231V64H233V63H231V62H229L227 59H229V57L227 58V57H224V58H226L225 60H224V58H219L218 60H219V62L217 61V65H216V70H215V68H213V65L209 62V63H207L206 61H201L199 58H198V55L196 54L198 51H197V48H192L193 46L195 47H197V45H199L200 44V42L201 41H207L206 39H204V37L206 38H208V36L209 35H206L208 32H209V29H208V27H209V24H208V22H207V26L206 25H204L202 28H200L199 30H197V27L196 26H192L190 29H194L195 28V30H193V31H190V29H189V32L187 31L185 34L183 33V36H185V37H183V36H180L179 37V35L177 34V33H175L176 31H174L175 29H173V27H171L172 25H167V27H166V30H165V34H164V32L163 33H157V30H155L154 28V31L151 29L152 27L150 26V24H152L153 25V27H154V24H155V22H154V20L155 19H157V21H158V18H156L155 17V19L153 18L154 16H152L153 14H158L159 16H165V14L164 13H168V11L169 12H172V10H168L169 8H170V5H167L169 2L168 1H166V0H148V2H147V0H146V2L144 1V0H141V2H139V6H137L138 4H137V2L138 1H136V8H138V7H140L139 8V10L138 9H136L135 8V3H134V5L132 4V2L129 4L128 2ZM157 3H156V2ZM159 1V2H158ZM173 2V4H176V2L178 3L180 0H170V2ZM203 1H204V3H205V5H204V3H203ZM205 1H207V0H202V2H201V0H199V1H196V0H191V4L193 5V6H191V9L190 8H187V10L189 11V9H190V11L188 12V11H185L186 12V14H185V12H184V14L185 15H187V16H185L184 14H183V12H181L180 14H183V15H180V16H178L177 15V17H179L178 19H177V17L175 18V19H177V20H174V21H177V22H179V21H182V20H187L188 18L190 19L191 17H193V18H191V22L192 21H196L195 20V18L197 17L198 18V16L201 14V15H203V17L205 16L204 14H206L207 15V13L206 12H208L209 11V9H210V11H212L211 13L213 14V15H216L217 14V11H218V17H222L223 15L224 16H231V17H233V15H235V12L237 13V11H236V9H237V7H234V5L236 6V5H239L238 3H239V0H208L209 2H208V6L206 5L207 3L205 2ZM252 1L253 2H256L257 4H258V0H247V2L248 3H252ZM154 2V3H153ZM166 2V3H165ZM175 2V3H174ZM195 2V3H194ZM235 2V3H234ZM142 3V4H141ZM144 3V4H143ZM215 3V4H214ZM243 3H245V1L243 0ZM151 4V5H150ZM155 4V7H153V5ZM162 4V5H161ZM213 4V5H212ZM233 4V5H232ZM129 5V7L131 8V6L130 5H133L132 6V8L130 9L129 7H127ZM159 7H158V6ZM210 5V6H209ZM164 6V7H163ZM168 6H169V8H168ZM142 7V8H141ZM146 7H148V8H146ZM152 7V8H151ZM160 7H162V8H160ZM192 7H193V10H192ZM206 7H207V9H206ZM212 8V10H211V8ZM213 7H214V9H213ZM221 7V8H220ZM233 7V9H231ZM155 8V9H154ZM156 8H157V11H158V13H157V11H156ZM202 8V9H201ZM209 8V9H208ZM216 8V9H215ZM155 10L156 11V13H154V12H152V15H151V10ZM132 10V11H131ZM134 10H136V11H134ZM161 10V11H160ZM163 10H164V12H163ZM221 10V11H220ZM251 10V11H250ZM249 10V15H251L254 11H255V13L257 14V16H258V8L257 9H250ZM166 11V12H165ZM179 11V10H178ZM178 11L177 12H175L176 14H178ZM194 11V12H193ZM210 11L208 12V15L207 16H205V17H207L208 18V16H209V13H210ZM214 11V12H213ZM220 11V12H219ZM228 11V12H227ZM148 12H149V14H148ZM197 12L199 13L198 14V16H197ZM216 12V13H215ZM230 12H232L233 13V15H231V13ZM147 13V14H146ZM160 13V14H159ZM191 13V14H190ZM204 13V14H203ZM210 13V14H211ZM230 13V14H229ZM138 14V15H137ZM220 14V15H219ZM229 14V15H228ZM192 15V16H191ZM194 15V16H193ZM213 15H212V17H213ZM144 16V17H143ZM151 16H152V18H151ZM156 16V15H155ZM159 16H157V17H159ZM163 16V18H165ZM186 18H185V17ZM138 17V18H137ZM148 17H150V18H147ZM180 17H181V19L182 18H185V19H180ZM204 17V18H205ZM218 17H213V18H218ZM162 18V19H163ZM212 18V19H213ZM225 18L226 17H223V21L225 22ZM105 19L106 18H102L101 19V21H105ZM152 19H154V20H152ZM206 19V18H205ZM209 20H210V18H208ZM207 19V20H208ZM148 20V21H147ZM160 20V19H159ZM208 20V21H209ZM227 20V19H226ZM146 21V22H145ZM222 21V22H223ZM116 22V23H115ZM129 22V23H128ZM143 22V23H142ZM149 22H150V24H149ZM193 22V23H194ZM220 22H221V20H220ZM100 23V22H99ZM147 23V24H146ZM113 24H116L117 25V27L115 28V25H113ZM88 25V24H87ZM92 25V24H91ZM144 25V26H143ZM90 26V25H89ZM100 26V25H99ZM142 26V27H141ZM148 27V29L150 30L151 29V32H146V30L144 29V28H146V27ZM149 26L151 27V28H149ZM222 27V26H221ZM218 28V29H216V31H217V34L221 37V35L223 34L224 35V37L222 36V38H224V39H227V42H228V45H229V47L231 48L232 46V48H231V53H235L232 49H234V41L232 40V35H229V32H226L224 29H223V27L222 28ZM103 28V32L101 31V29ZM119 28V29H118ZM140 28V29H139ZM156 28V27H155ZM172 28V29H171ZM205 28H207V29H205ZM144 29V30H143ZM147 29V30H148ZM157 29V28H156ZM202 29V30H201ZM113 30L114 31H116L115 33H113ZM118 30H120V31H118ZM141 30V32H139ZM206 30V31H205ZM220 30V31H219ZM106 31V32H105ZM110 31V32H109ZM118 31V32H117ZM125 31V32H124ZM128 31V32H127ZM172 31H174V32H172ZM221 31H222V33H221ZM224 31V32H223ZM122 32H124V34L122 33ZM145 32H146V34H145ZM200 32V33H199ZM219 32V33H218ZM113 33V34H112ZM126 33V34H125ZM192 33V34H191ZM202 33V34H201ZM228 33V34H227ZM105 34V35H104ZM112 34V35H111ZM144 34H145V36H144ZM158 34V35H157ZM178 35V37H179V40L181 41H177V42H179V43H175V41H176V39H177V35ZM189 34H190V36H189ZM241 34L242 33H239V38L241 37L242 38V36H243V34H242V36H241ZM79 34H77V36H78ZM110 35V36H109ZM181 35V34H180ZM192 35V36H191ZM217 35V36H218ZM80 36V35H79ZM78 36V37H79ZM104 36V37H103ZM108 36V37H107ZM189 36V37H188ZM139 37V38H138ZM153 37V38H152ZM174 37V38H173ZM126 38V39H125ZM136 38V39H135ZM150 38V39H149ZM200 38V39H199ZM153 39V40H152ZM161 39V40H160ZM166 39V40H165ZM202 39V40H201ZM115 40V41H114ZM118 40V41H117ZM191 40V41H190ZM195 40V41H194ZM126 41V42H125ZM131 41V42H130ZM170 41V42H169ZM172 41V42H171ZM212 41V40H211ZM107 42V43H106ZM110 42V43H109ZM128 42V43H127ZM137 42V43H136ZM151 42V43H150ZM196 42V43H195ZM241 42V41H240ZM239 42V43H240ZM115 43V44H114ZM120 43V44H119ZM163 43H164V45H163ZM173 43H175V44H173ZM202 43V42H201ZM208 44H210V45H213L214 44V46H215V43H213V41L212 42H207ZM213 43V44H212ZM230 43V44H229ZM242 43V42H241ZM135 44V45H134ZM145 44V45H144ZM161 44V45H160ZM174 45L175 47L179 44V46H178V49H179V52H180V57L179 58H177L178 59V62H177V59L176 60H174V58H173V60H172V58L171 59H167V60H165V62L163 61H159V60H157V59H159L158 57V55H157V52L156 51H159V50H161L163 47H165L166 45ZM191 45L190 47H189V45ZM195 44V45H194ZM236 44V43H235ZM118 45V46H117ZM132 45L134 46V47H132ZM138 47H137V46ZM149 45V46H148ZM153 45L155 46V45H157V47L159 46V48H157L156 49V47L155 48H153ZM105 46V47H104ZM136 46V47H135ZM186 46H187V48H186ZM236 46V45H235ZM244 46H246V45H244ZM104 47V48H103ZM152 47V48H151ZM199 47V46H198ZM248 47V46H247ZM149 48H150V50H149ZM186 48V50L187 51H189L190 52V54H189V52H187L186 50H184ZM190 50H189V49ZM236 48V47H235ZM237 48H239V46H237ZM113 49V50H112ZM194 49V50H193ZM242 49V48H241ZM249 49V48H248ZM247 49V50H248ZM106 50H108V51H106ZM152 50H154V51H152ZM156 50V51H155ZM241 51L240 49H237V51ZM243 50V49H242ZM244 50L246 51V48H244ZM142 51H144V52H142ZM149 51V52H148ZM183 51H186V53L184 52V55H183ZM195 51H197V52H195ZM123 52V53H122ZM178 52V53H179ZM229 52V51H228ZM243 51H241V53H242ZM248 51H246V53H247ZM109 53V54H108ZM116 53V54H115ZM155 53H156V55H155ZM187 53L189 54V55H187ZM244 53V52H243ZM185 54H186V57H185ZM229 54V53H228ZM236 55H234V54H232L237 60L240 58V57H237V56H240V55H237V53H235ZM119 55V56H118ZM132 55H134V56H132ZM141 57H140V56ZM195 55V56H194ZM196 55H197V57H196ZM230 56L231 57V59H233L234 57L233 56ZM244 55V54H243ZM246 55V54H245ZM259 55H261L260 53H259ZM122 56V57H121ZM158 56V57H157ZM193 56V57H192ZM215 57L217 56V55H214ZM220 56V55H219ZM241 56H242V54H241ZM100 57H102V58H100ZM135 57V58H134ZM148 57V58H147ZM154 57H157V58H154ZM191 57V58H190ZM233 57V58H232ZM134 58V59H133ZM138 58H140V59H138ZM154 58V59H153ZM194 58H195V60H194ZM199 60H198V59ZM216 58H218V56L216 57ZM242 59H244L243 58V56L241 57ZM146 59H148V60H146ZM180 59V60H179ZM257 59H259V60H257ZM98 60V61H97ZM100 60L102 61V62H100ZM116 60V61H115ZM151 60V61H150ZM153 60V61H152ZM186 60V61H185ZM227 60V61H226ZM230 60V59H229ZM235 60V59H234ZM236 60V61H237ZM260 60H261V56H259V58L258 57H256L252 62L253 63H251L250 62V65L253 67V65L255 64H257L258 62H260ZM119 61H120V63H119ZM134 62V63H132V62ZM154 65H152V67H151V65H150V62ZM157 61H159V62H157ZM181 61V62H180ZM199 61H200V63H199ZM221 61H223V62H221ZM67 62H70V60L68 61L67 60ZM99 62V63H98ZM105 62V63H104ZM127 62V63H126ZM128 62H129V64H128ZM143 62V63H142ZM145 62V63H144ZM157 62V63H156ZM188 62V63H187ZM31 63H32V61H31ZM101 63V64H100ZM114 63V64H113ZM155 63L157 64V65H155ZM164 63V65H165V68H164V70H162V68L164 67V65H162L161 66V64H163ZM180 63V64H179ZM184 63H186V64H184ZM204 63H205V66H204ZM226 63H228V64H226ZM230 63V64H229ZM29 64H30V62H29ZM100 64V65H99ZM136 64V65H135ZM171 64V65H170ZM199 64V65H198ZM235 64V63H234ZM56 66V64H54L53 63V67L50 65V67H49V69L48 70H50L51 71V74L52 73H54V74H56L57 75V73H59V71H61V70H59L60 68H59V66H56L57 68H55V66ZM101 65H102V67H101ZM104 65H106V67L104 66ZM113 65V66H112ZM127 65V66H126ZM146 66V68L145 69H147V70H144L143 68H142V66ZM148 65V66H147ZM160 65V66H159ZM189 65V66H188ZM226 67H225V66ZM97 66H98V69L100 70L99 72H98V69H97ZM123 66V67H122ZM143 66V67H144ZM150 66V67H149ZM175 66V67H174ZM230 66V67H229ZM259 66V65H258ZM20 67V66H19ZM104 67V68H103ZM134 67H135V69H134ZM173 67V68H172ZM229 67V68H228ZM236 67H238V66H236L235 65V68ZM142 68V69H141ZM149 68H151V69H149ZM161 68V69H160ZM167 68V69H166ZM170 68H172L171 70H170ZM176 68V69H175ZM192 68V69H191ZM232 70H231V69ZM260 68V69H259ZM20 69H23V66L22 67H20ZM19 69V70H20ZM57 71H56V70ZM97 69V70H96ZM102 69V70H101ZM128 69V70H127ZM154 69V70H153ZM156 69V70H155ZM196 71H195V70ZM237 69V68H236ZM241 69H239V70H241ZM52 70H55V71H52ZM59 70V71H58ZM143 70V71H142ZM150 70V71H149ZM160 70L161 71H163V73L162 72H160ZM229 70V71H228ZM231 70V71H230ZM235 70V69H234ZM238 70V69H237ZM237 70H235L236 72H237ZM126 73H125V72ZM131 71H133V72H131ZM149 71V72H148ZM169 71H174V72H170L169 73ZM4 72H6V70L5 71H3V74H4ZM57 72V73H56ZM97 72V73H96ZM130 72V73H129ZM151 72V73H150ZM154 72V73H153ZM180 72V73H179ZM216 72V73H215ZM239 72V71H238ZM7 73V72H6ZM6 73H5V77H6V82H5V84H7V77L9 76H6ZM195 73L197 74V75H195ZM2 74V73H1ZM8 74V73H7ZM107 74L108 75H110V74H112V75H110V77L109 76H107ZM125 74V75H124ZM127 74V75H126ZM200 74V75H199ZM213 74V75H212ZM218 74V75H217ZM232 74V75H231ZM243 74H244V77H243ZM246 74V75H245ZM92 75V76H91ZM107 77H106V76ZM142 75V76H141ZM159 75V76H158ZM168 75V76H167ZM204 75V76H203ZM229 75H231V76H229ZM237 75V76H236ZM240 75V76H239ZM1 76V75H0ZM4 75H2V77H3ZM88 76V77H87ZM100 76V77H99ZM115 76V77H114ZM141 76V77H140ZM162 76V77H161ZM167 76V77H166ZM178 76H181V78H183V79H180V77H178ZM196 76H200L199 77V79H198V77L195 79V77ZM230 77L229 79H226V78H228V77ZM122 77V78H121ZM132 77V78H133ZM170 77V78H169ZM176 77H177V79H176ZM193 79H192V78ZM221 77V78H220ZM241 77V78H240ZM243 77V78H242ZM1 78V77H0ZM187 78V79H186ZM211 78V79H210ZM10 79V77H8V80ZM90 79V80H89ZM94 79V80H93ZM95 79H96V81H95ZM164 81H163V80ZM170 79L173 81H170ZM223 79V80H222ZM91 80H93V81H91ZM146 80V81H145ZM161 80V81H160ZM181 80V81H180ZM191 80H194V82H192ZM208 80H205V81H208ZM217 82H216V81ZM225 80H226V83H225ZM243 80V81H242ZM3 81V80H2ZM2 81H1V79H0V83L1 84H3L2 83ZM108 81V82H107ZM146 83H145V82ZM147 81H150V82H147ZM158 81V82H157ZM184 81H186V82H184ZM203 81V80H202ZM224 81V82H223ZM4 82V81H3ZM10 82V81H9ZM97 84H96V83ZM112 82V83H111ZM177 82V83H176ZM241 82V83H240ZM89 83V84H88ZM101 83H102V85H101ZM105 83H108L107 85L105 84ZM178 83V84H179ZM192 83H193V86H192ZM223 83V84H222ZM237 83V84H236ZM244 83V84H243ZM92 84V85H91ZM95 84V85H94ZM165 84H166V86H165ZM211 84V85H210ZM212 84H213V87H212ZM233 84H235V85H233ZM101 85V86H100ZM104 85V86H103ZM142 85V86H141ZM195 85V86H194ZM222 85V86H221ZM94 86V87H93ZM98 86H100V87H98ZM224 86V87H223ZM241 86V87H240ZM244 86V87H243ZM254 86V87H253ZM3 87H5V85L3 86ZM106 87V88H105ZM139 87V88H138ZM143 87H145V88H143ZM162 87L160 86V89H162ZM172 87V86H171ZM198 87V88H197ZM200 87V88H199ZM229 88V87H228ZM242 88V89H241ZM258 88L261 90H259L258 91ZM5 89V88H4ZM144 89V90H143ZM164 89V88H163ZM191 90V92H192V94H191V92H190V90ZM224 89H222V91H224ZM246 89H248V90H246ZM134 90V89H133ZM146 90V91H145ZM189 90V91H188ZM213 90V91H212ZM235 90V91H234ZM243 90L245 91V92H243ZM258 91V93L256 92V91ZM98 91V92H99ZM102 91V90H101ZM186 91V92H185ZM238 91H240V92H238ZM5 92H6V89H5ZM9 92V91H8ZM8 92H6L5 93V95H4V91H1V93L0 94H2L3 93V95L2 96H4V99H3V101H4V103H2L1 102V106L5 109V108H8V107H10L11 106V104H10V102L8 101V99H9V96H8ZM51 92V90L49 91V93ZM188 92H190V95H188L189 93ZM193 92H194V94L195 95H197V96H195V95H193ZM236 92H238V93H236ZM252 92V93H251ZM255 92H256V94H255ZM8 93V94H7ZM188 93V94H187ZM199 93V94H198ZM245 93V94H244ZM247 93V94H246ZM124 94H125V96H124ZM145 94H147V95H145ZM255 96H254V95ZM261 94V95H260ZM10 95V94H9ZM143 95V96H142ZM209 95V94H208ZM247 95V96H246ZM251 95V97H249V96ZM258 95V96H257ZM1 95H0V97L1 98H3ZM83 96V95H82ZM81 96V97H82ZM149 96V97H148ZM152 97V99L154 98V102H152V99H151V97ZM154 96V97H153ZM254 96V97H253ZM83 97L85 98L83 101H84V103H83V101H82V99H83ZM82 98H80V96H78L77 98H78V100H77V98H76V101H79V99H80V103H83V104H80L79 102H78V104H77V106L78 107H76V104L73 106V111L72 112H74V114H75V116H74V114H71V115H68V118L69 119H67V117L65 118L66 120H64L65 122L68 120L70 123L69 124H71L70 126H72L73 128H74V125L76 126L75 127V131L77 130V131H79V130H81L82 129V127L83 126H85L86 127V125H87V123H88V121H89V119H90V114H91V112L90 111H87L86 112V109L88 108V106H86L85 104L87 103L88 104V102H86L88 99H87V97H85V96H83ZM126 97V98H125ZM132 98V100H134V101H132L131 100V98ZM140 97H142V99H140ZM191 97V98H190ZM8 98V99H7ZM11 98H13V97H11ZM125 98V99H124ZM138 98V99H137ZM145 98V99H144ZM252 98H253V100H252ZM44 99V98H43ZM43 99L41 98V100L43 101ZM87 99V100H86ZM127 99V100H126ZM188 99H190V100H188ZM258 99V100H257ZM9 100H11V99H9ZM39 100V99H38ZM45 100V99H44ZM86 100V101H85ZM121 100H125V101H123V102H121ZM150 100V101H149ZM6 101V102H5ZM9 103H8V102ZM40 101V100H39ZM39 101H38V103H37V105L35 104V106H39L38 104H39ZM144 102V104L142 103V102ZM146 101H148V102H146ZM241 102V103H240ZM251 102V103H250ZM142 103V104H141ZM147 103V104H146ZM244 103H246V104H244ZM5 104V107L3 106ZM8 104V105H7ZM40 104H41V101H40ZM42 104H43V102H42ZM80 104V105H79ZM146 104V105H145ZM127 105V106H126ZM156 105V106H155ZM196 105V104H195ZM256 105V104H255ZM0 106V107H1ZM83 106V107H86V108H81V107ZM147 106V107H146ZM204 105L202 104H197L196 105V107L194 106V108H196V110L195 111H189L190 112V115H191V117H192V119H190V122H192V123H190L191 125L193 124V127H198L199 128V125H200V128H201V123L198 125V123H199V121H200V119L199 118H201V114H203V112H202V108H203V110H206L207 108H205L204 109V107H203ZM80 107V108H79ZM133 107V108H132ZM147 109V110H145L144 111V109ZM130 108V109H129ZM134 108H136V109H134ZM138 108V109H137ZM76 109V110H75ZM81 109H83L82 110V112H81ZM131 111H129V110ZM133 111H132V110ZM76 112H75V111ZM79 112H78V111ZM136 110V111H135ZM199 110V111H198ZM201 110V111H200ZM208 110V109H207ZM83 111H85L84 112V114H83ZM99 110H97V112H98ZM197 111V112H196ZM260 112H262L261 110H259ZM78 112V113H77ZM129 112V113H128ZM134 112H136L135 114H132V113H134ZM142 112V113H141ZM188 112V111H187ZM187 112H186V114H187ZM189 112H188V114H187V116L189 115ZM230 112H232V111H230ZM80 113V116H78V114ZM81 113H82V116H84L85 117V120L87 121L86 122V124H85V122L84 121H82L83 119H84V117H83V119H81L82 118V116H81ZM87 113H88V115H87ZM90 113V114H89ZM93 113V112H92ZM194 113V114H193ZM196 113V114H195ZM199 113V114H198ZM201 113V114H200ZM204 113H206V112H204ZM228 113V112H227ZM227 113H224V115H221L223 118V120L224 121H222L221 122V119H219L218 121H219V123H221V125H222V129H221V131H220V129H218L219 130V132L221 133L225 128L227 129L228 128V130H230V132L228 131V130H226L227 132H228V134L226 133V132H223V133H225V134H227V136L224 138V137H222V138H224L222 141H221V136L220 137H218L219 139H217V138H214V140H217V142L216 141H214L213 139H212V141H210V140H208L207 141V145H208V150H206V149H204L205 151H203V147H201L200 148V146H199V148H197V149H194L195 151H199V150H201L200 152H198V153H200L202 156H201V159H202V157H203V155L205 154V153H202V152H206L207 154H205V156L203 157V160H204V158H205V160L206 161H203L204 163L205 162H207L206 164L207 165H205V166H203V164L202 163H199L198 161H197V159L199 160L200 159V157H199V155L197 156L196 155V153H195V151H192V152H190V153H188L189 152V150L191 149V147H189V145H191L192 143H191V141H193L194 140V138H196V137H192V136H195V134H196V131L198 130L197 128L195 129V128H192L193 130H188L187 128H186V125L183 127V130H182V127H180V128H178L177 130L179 131V133L177 132V136L178 135H180L179 136V138L177 139V140H172V141H170V147H171V149H170V147L168 148L167 147V152H166V150L163 152V154L165 153H167V154H169V155H166V158H165V154L164 155H162V158L160 157V158H157V156L159 157V155H157V154H159V152H158V150L159 149H164V147L163 148H161V145L160 144H158L157 143V147L155 146V148L153 147V145H152V143L154 144L155 142H150L151 143V145L149 144V147H148V145H146L147 143H144V145H142V147H143V149H142V152L143 151H146V152H141L142 153V156L139 154L137 157H135V159L136 158H140V160H138V159H130V167L132 168V170L129 168H127V167H129V166H127V163L126 162H124L123 164H122V162L123 161H119L118 160V163L116 162V163H108L107 165H104V164H106V163H102V162H99L98 160H96V159H99V158H102V156H98V157H96L95 155L96 154H98V153H96V151H93L92 152V154H95L94 155V157H93V159H95L94 160V162L92 161V163L91 164H89V166L90 165H92V166H95L96 165V163H98V165L100 166V165H103V166H100V168L98 167V165H96V167L94 168V171H96L95 173H93V174H96L97 172H99V173H101L102 172V175L104 174L105 175V177L102 179L101 178V180H100V177H97V179L95 180V185H92V184H94V180H92L91 182V184H89L90 183V180H91V178H90V180H86L90 175L89 174H91V173H89V171H88V176H87V170H86V172H85V175L86 176H84L83 174H84V172H79L78 171V169H76V168H78V167H76V165L74 164L75 162H74V160H75V158L77 157L76 155L78 154L79 156V158H81V160L82 159H84V160H86V157H84L85 156V153L87 154V152L85 151L86 149H80V148H77V149H79V152H78V150H77V152H75L76 151V149L73 147V151L72 150H69L68 152H69V156H74L75 158L73 159V157L70 159V161H69V163H67V164H70V165H66V163L64 164V162L63 161H65V159L64 158H62V160L63 161H58L59 162V165H60V163H62L61 165H60V169H62V167H63V165H66V168L68 169L69 168V170H66L65 168V171H68V175H65L64 177L63 176H61V177H63V178H65V179H63L62 180V182H60V180L58 179V178H60V177H58L57 178V176H56V180H58V181H55V175H58L59 176V172L58 173H56L57 171H62V174L61 175H63V174H66V173H64L65 171H63L64 169H62V170H60L59 168H57L58 170L56 171V168L55 167H59V165H57L58 164V162H56L55 163V161H57V160H52V165H54V163L57 165V166H55L54 167V169H53V166L51 167V157L52 156H50V154L49 155H47V157H49L50 158V162L48 161V159L49 158H46V159H44V162L42 163V162H40L38 165L40 166H36V168H34V169H32L34 172H31L32 173V175L34 176L36 173H37V167L38 168H40V170L41 169H45V172L43 171V170H41L42 172H44V173H40V174H43V175H39V173L37 174V175H39V180H37L36 178H35V176L34 177H32V175H31V177L30 178H35L36 180L35 181H32V180H34V179H32V180H30V182L32 181V184L35 182V184H36V186H34L35 184H30V182H29V180H28V185H29V187L25 184L23 187H24V191L22 190V188H21V190H22V192H21V190L20 189H18V192H17V188L16 187H14V188H16V189H14V188H12L13 189V191L15 190V192L14 193H16V194H12V192L13 191H11L8 187H7V185H10V183H8V181L9 180H6L5 178L7 177V179H8V176H7V174L9 173V175L11 176H13V173H16V172H13V171H15L14 169H16V167H20V164H24V162H15V163H13V164H9V167L7 166V167H4L3 169H2V171H1V169H0V176H1V174H2V176H5V177H2L1 176V179H0V183H2L3 182V185L0 187V191L1 192H3L4 193V196H5V194L7 195L6 196V199L4 200V198H3V194H0V199H2L4 202H5V204L7 205H5V207H7V210H8V206L11 204V206H9V209L10 210H8L9 212H8V215H7V211H2V208L3 207H1V206H3L2 205V203H3V201H2V203H1V201H0V207H1V209H0V219H1V223H0V230L1 231H5V229H7L8 227H10V229H9V231L7 230L6 232L11 236V234L13 235L12 236V238L7 234V233H2L1 231V233H0V235L2 236V234H3V236H9L8 238H9V240L7 241V242H9V244L8 243H6V240H7V237L5 238L6 240H5V243L4 242H2V240L4 241V239H2V238H4V237H2L1 238V236H0V249H3L4 247H2L1 248V246H3V245H5L6 244V247H7V252H3L4 253V256H6V255H8V256H10V257H12V259H10L11 261H9L8 260V264H28V262L30 263V262H32V264H41V263H43V264H65V262H67L68 261V263H66V264H77V263H83L84 264V262H85V264H92L91 262H92V259L94 260V258H93V254L91 255V253H93L92 252V250L91 251H89L88 249H90L89 248V246L91 247V244L92 245H95L94 243L95 242H97L96 240H99V239H101L104 235L103 234H101V233H105V232H108L109 230L110 231H113L114 233L116 232L115 230H121L123 227L122 226H127V225H129V227L130 228H136V229H133V230H137L138 228V226L140 225V226H142V225H144L145 224V222H146V219H147V221L149 220V219H151V218H153L155 215H154V212L156 213V211L157 210H159V208H160V206L162 207V209L161 210H164L163 209V207H164V205H166L165 203L166 202H176V201H178V199H179V197L178 196H180V195H178L179 193H176L177 192V189H170L172 186H171V184H170V186L171 187H166V185H167V183L168 182H166V183H164L165 181H163L162 183L160 182H158V181H156V182H158V183H156L155 182V179L153 180V182L152 181H150V180H146V179H149L148 177L150 176L149 174H152V173H149V172H151V168H150V164H154L153 163V161H155L156 162V164H155V166L157 165V162H159V159H164L163 161L161 160L160 161V164H159V168H160V166L161 167H163L162 168V170L160 169H158L157 171L159 172H161V171H165V170H167L168 168H166L165 166V164L167 163V162H169V163H167L168 165H169V168H172L171 169V171H169L170 173H172L173 171L172 170H174L175 172H177V173H172L173 175H172V179L171 178H169V176L171 177V175H170V173H169V176H168V179L172 182V180H173V177H175L174 179L176 180V181H173V185H174V187H175V185H176V187L175 188H178V185L180 184V182H181V179H182V177L184 178L185 177V171H186V174L188 173V172H190L191 170H192V173H194L195 172V170H196V172L194 173V177H196L197 176V178H195V179H200V178H198L199 176L198 175H202L201 176V178L202 179H204L203 181H204V183L206 182L207 183V181H210V184H208L207 183V185L206 184H203V182H202V186L204 187V189H203V187L202 186H200V182L202 181V179H201V181H199L198 180V185L200 186L199 187V189H200V191L201 192H203V193H206L205 192V190H207V189H210L211 191H209L210 193L212 192V190L213 189H215V191H214V193H212L211 195V197L210 198H207L206 197V199L204 200V202L203 203H205V201L207 200V201H209V199H216V197H219L218 199H219V202L218 203H220V201L222 202L221 204L223 205L224 203H225V205L226 204H228V203H234V202H236V201H233V199L232 198H234L235 197V195L237 194H239L237 197H239L240 196V194H241V196L242 195H244L245 196V198L246 199H244V197L242 198V201L240 200L239 201V203H243V204H249L248 202H250V201H254L253 200V197L255 198V196L257 195L256 193V195H253V193L251 194V192L253 191V189H255L256 188V185L258 186L256 189H258V188H260L259 186H260V184H261V187H262V185H264L263 183H261L262 181H259L260 180V178H262L261 176H263L264 175V173H263V171L261 172V173H263L262 175H260L261 173H259V167H260V169L262 170V165H258L257 163L255 164L256 165V167L255 168H252L253 170L254 169H256V171L254 170V172H253V170L251 171V167H254V166H252V165H249L250 163L252 164V159L251 160H249L250 159V157L252 158V156H253V153H249L248 151L246 152L245 150H242L243 152H242V155L239 153L238 155L239 156H237V154L235 155V156H237V157H234V153H236L234 150H235V148L234 147H237V145H236V142L234 141L235 139H237V137H243L244 136V133H243V131L245 130V128L244 127H246L247 125H246V123H249V121H248V119H247V121L248 122H245V123H243V125H241L242 124V122L243 121H245V119L244 118H242V119H240L241 117H239L238 118V115L236 116V115H234L233 113H231L232 114V116H231V114H227ZM128 114H131V117H130V115L128 116ZM192 114H193V116H192ZM73 115V116H72ZM138 115V116H137ZM189 115V116H190ZM195 115V116H194ZM225 115H226V117H225ZM88 116V118L89 119H86V117ZM127 118H126V117ZM133 116V117H132ZM220 116V117H221ZM228 116V117H227ZM230 116V117H229ZM72 117V118H71ZM79 117V118H78ZM121 117V118H120ZM129 117V118H128ZM232 117V118H231ZM71 118V119H70ZM184 118L185 117H183L181 120H183L182 122H180V123H183L185 120H184ZM187 118V117H186ZM185 118V119H186ZM193 118H195L194 120H193ZM230 118V119H229ZM78 119H81V121H77ZM122 119V120H121ZM126 119V120H125ZM128 119H129V121L130 122H128ZM229 119V120H228ZM241 120V121H239V120ZM23 120V119H22ZM71 120V121H70ZM196 120L198 121V122H196ZM228 120V121H227ZM232 120V121H231ZM238 120V121H237ZM67 121V122H68ZM218 121L216 122V125H217V123H218ZM230 121V122H229ZM131 122H132V126H131ZM224 122H225V125H224ZM80 123V124H79ZM83 125H82V124ZM180 123H179V125H180ZM185 123V122H184ZM194 123L196 124V125H194ZM218 123V124H219ZM230 123H233V124H235L236 126H237V128L235 127V131H237V133L236 132H231V129H232V127L233 126H235V125H233V124H230ZM237 123V124H236ZM239 123V124H238ZM79 124V125H78ZM89 124V123H88ZM128 124H127V126H128ZM64 125H66L65 123H64ZM80 125H81V127H80ZM224 125V126H223ZM229 125H231V126H229ZM67 126H68V123H67ZM70 126H68L69 128L68 129H70ZM88 126V125H87ZM181 126H182V124H181ZM230 127V129H229V127ZM244 128H242V127ZM219 127V126H218ZM225 127V128H224ZM73 128L71 129V130H73ZM187 130H186V129ZM247 128V127H246ZM68 129H66L65 128V132L63 133L62 132V134L61 133H59V135L58 136H64V137H60V140L62 139V141H60V142H66V141H64L63 139H65V140H67V139H71L70 137H72V134H71V130H69V132L70 133H67L66 132V130L68 131ZM112 129H115V127H113ZM238 129H240V130H238ZM243 129V130H242ZM200 130V129H199ZM198 130V131H199ZM234 130V129H233ZM3 131V130H2ZM6 131V130H5ZM4 131V132H5ZM7 131H10L9 129L7 130ZM64 131V130H63ZM181 131V132H180ZM190 132L189 133V135L187 136V132ZM192 131H193V133H192ZM240 133H239V132ZM259 131H260V129H259ZM74 132V131H73ZM72 132V133H73ZM65 133H67V134H65ZM219 133V134H220ZM223 133L222 134H220V135H222V136H225V135H223ZM229 133L231 134H233V135H231L232 137H230V135H229ZM235 133H236V135H235ZM258 133H260V132H258ZM191 134V135H190ZM247 134V133H246ZM68 136V138H67V136ZM182 135V136H181ZM229 135V136H228ZM57 136V135H56ZM70 136V137H69ZM184 136H185V138H184ZM191 136V138H193V140L191 139L190 140V137ZM236 136V137H235ZM234 137H235V139H234ZM240 137H239V139H240ZM259 137H260V135H259ZM261 137L262 138H264V135L262 136L261 135ZM57 139H59L58 137H56ZM189 138V140H187ZM221 138V139H220ZM231 138V139H230ZM182 139V140H181ZM3 139H0V149H1V151H2V149H4V148H7L6 147V141L4 142L3 141V143L1 142ZM180 141V142H178L177 143V141ZM186 140V141H185ZM220 140V141H219ZM235 142H233V141ZM238 140V139H237ZM264 139H262V141H263ZM70 141V140H69ZM69 141H68V143H69ZM174 141V142H173ZM175 141H176V143H175ZM182 141V142H181ZM185 141V142H184ZM233 142V143H231V142ZM70 142H72V139H71V141ZM194 142V141H193ZM216 142V143H215ZM226 142V143H225ZM229 144H228V143ZM67 143V142H66ZM172 143H174V145L175 146H173V145H171ZM182 143V144H181ZM190 143V144H189ZM214 143H215V145H214ZM220 143V144H219ZM225 145H224V144ZM3 144V145H2ZM186 144V145H185ZM189 144V145H188ZM220 146H219V145ZM235 144V145H234ZM7 145H8V143H7ZM91 145V144H90ZM155 145V144H154ZM159 145H160V147H159ZM169 145V144H168ZM183 145V146H182ZM194 145V144H193ZM193 145H191V146H193ZM206 145V146H207ZM213 145V146H212ZM228 145V146H227ZM234 147H233V146ZM2 146H3V148H2ZM86 146V145H85ZM145 146H147V147H145ZM150 146L151 147H153V152L151 151H148L149 150V148H150ZM166 146V145H165ZM173 146V147H172ZM211 146V147H210ZM219 146V147H218ZM226 146H227V150L226 149H224V148H226ZM230 146H231V152H230ZM75 147H77V146H75ZM89 147V145H87V148ZM91 147V146H90ZM194 148H195V146H193ZM193 147H192V149L191 150H193ZM213 147V148H212ZM84 148V147H83ZM86 148V147H85ZM148 150H147V149ZM159 148V149H158ZM166 148V147H165ZM180 148H182V151H181V149ZM190 148V149H189ZM219 148H221L220 150H218ZM157 149V153H155L156 151H154V150H156ZM186 149V150H185ZM82 150V151H81ZM83 150H84V152H83ZM168 150H170V153H169V151ZM177 150H179V151H177ZM222 150V151H221ZM0 151V152H1ZM81 151V152H80ZM188 151V152H187ZM218 151H220V152H218ZM228 151H229V153H228ZM233 151H234V153H233ZM2 152H4L5 153V150H3ZM1 152V153H2ZM72 152H73V155H72ZM75 152V153H74ZM150 152V154L151 153H153V154H151V155H153L154 156V154H156L155 155V157H153V156H151L150 154H148ZM173 153V155L175 154V152H181L182 154H183V152H184V154L182 155V156H186L185 158L184 157H182L181 156V154H180V156L179 155H177V154H175L174 156L172 155V153ZM185 152H186V154H185ZM209 152V153H208ZM221 152H227V154L226 153H221ZM238 152V151H237ZM249 153V154H246V153ZM4 153H2V154H4ZM80 153H83V154H80ZM145 153V154H144ZM160 153H161V151H160ZM192 153H193V155H196V156H194V157H191V156H193L192 155ZM211 153V154H210ZM213 153V154H212ZM215 153V154H214ZM217 153H218V155H217ZM219 153H221V154H223L222 155V157H224L223 158V160L221 159L222 157H221V155L219 156ZM71 154V155H70ZM75 154V155H74ZM89 154H91V153H89ZM91 154V155H92ZM148 156H147V155ZM189 154V155H188ZM210 154V155H209ZM230 154V155H229ZM233 156H232V155ZM250 154H252V155H250ZM82 155V156H81ZM143 155H145V156H143ZM160 155V156H161ZM170 155H172V156H170ZM188 155V156H187ZM214 155H216L217 157H221V158H219L220 160H217V157H215L216 158V160L214 159ZM246 155L248 156L247 158H246ZM250 155V156H249ZM68 156V157H69ZM147 156V157H146ZM150 156H151V158H150ZM169 158H168V157ZM179 156V157H178ZM213 158H212V157ZM226 156V157H225ZM245 156V157H244ZM77 157V158H78ZM83 157V158H82ZM153 157V158H152ZM171 157H173V158H171ZM182 157V158H181ZM235 158L234 160H232L233 158ZM239 157V158H238ZM244 158V161L242 160L243 158ZM120 158V157H119ZM143 158V159H142ZM145 158V159H144ZM227 158V159H226ZM238 159V161H239V159H240V161H239V163L241 162V164H237V163H235V162H237V159ZM153 159V161H151ZM166 159H168V160H166ZM171 159V160H170ZM175 159H178V160H176L175 161ZM180 159H181V161H180ZM186 159V160H185ZM226 159V160H225ZM45 160H46V162L47 163H45ZM66 160H68V158L66 159ZM77 161H78V163H79V160L80 159H76ZM75 160V161H76ZM84 160H82V161H84ZM147 160V162H145ZM158 160V161H157ZM165 160L167 161V162H165ZM172 160H174L175 161V163H173V162H170V161H172ZM184 160V161H183ZM213 161V160H215V161H213V162H215L216 163V166H215V170L214 169H212L213 168V164L215 165V163H211V164H209L210 162H208V161ZM224 160L225 161H227V164L226 163H223L224 162ZM228 160H229V163L230 164H228ZM246 160H249V161H251V162H249L248 161V164H244V162L246 161ZM254 160V159H253ZM101 161V160H100ZM117 161V160H116ZM139 161V162H138ZM144 161V164L142 163ZM179 161V162H178ZM191 161V162H190ZM198 162V164H197V162ZM200 161V160H199ZM202 161V160H201ZM200 161V162H201ZM219 161H221L219 164H218V162ZM232 161H233V163H232ZM39 161H37V163H38ZM73 162V163H72ZM119 162L121 163V164H119ZM149 162H151V163H149ZM162 162V163H161ZM180 164V166H179V164ZM183 162H185V163H183ZM196 162V163H195ZM36 163V164H37ZM77 163V164H78ZM100 163V164H99ZM135 163H137V164H135ZM140 163V164H139ZM165 163V164H164ZM188 163V164H187ZM243 163V164H242ZM245 163H247V161L245 162ZM33 164H34V162H33ZM32 164V166L34 167L35 165H33ZM45 164V165H44ZM49 164V165H48ZM74 164V165H73ZM124 164L126 165V167H124ZM140 166H139V165ZM143 164V165H142ZM163 164V165H162ZM174 164V165H173ZM181 164H182V169L180 168L181 167ZM186 164H187V166H186ZM201 164V165H200ZM221 164H222V166H221ZM223 164H224V166H223ZM234 166H233V165ZM11 165V166H10ZM14 167H13V166ZM42 165H44V166H42ZM46 165H48L47 167H46ZM74 167H73V166ZM79 165V164H78ZM77 165V166H78ZM112 165V166H111ZM137 167V168H133V167H135V166ZM151 165V166H152ZM165 165V166H164ZM172 165H173V167H174V169H173V167H172ZM179 167H177V166ZM201 166V167H198V166ZM208 165H210V166H208ZM217 165H218V167H217ZM221 167H220V166ZM226 165V166H225ZM228 165H229V167H228ZM242 165V166H241ZM31 166V167H32ZM69 166V167H68ZM80 166V165H79ZM107 166V167H106ZM122 166V167H121ZM144 166H147V170L145 171L144 170V168H146V167H144ZM171 166V167H170ZM184 166V167H183ZM185 166H186V168H185ZM245 166V167H244ZM248 166H249V168H248ZM18 167V168H19ZM23 167V166H22ZM44 167V168H43ZM46 167V168H45ZM65 167V166H64ZM76 167V168H75ZM82 167V166H81ZM79 168V170L80 169H84V167H82V168ZM139 167H143V168H139ZM189 167V168H188ZM210 167H211V169H210ZM218 169H217V168ZM225 167V168H224ZM232 167H234V169H236V172H239V173H236L234 170H233V172L231 171L232 170ZM238 167H240V168H238ZM242 167V168H241ZM248 168V170L249 171H251V172H249L248 170H247V168ZM7 168H10V169H8V171L10 170L11 172H13V173H11V172H8V171H6L7 170ZM17 168V170H19ZM54 170L53 172H52V169ZM71 168V169H70ZM74 168V169H73ZM86 168H88V166L87 167H85V169ZM98 168V169H97ZM114 168V169H113ZM120 168V169H119ZM127 168V169H126ZM148 168H150V169H148ZM165 168V169H164ZM175 168H177L178 169V171H176L177 169H175ZM184 168V169H183ZM200 168H201V171H200ZM220 168H224L223 170L222 169H220ZM228 170H227V169ZM5 169V170H4ZM11 169H13V170H11ZM30 169V171H32ZM92 170H93V168H91ZM107 169V170H106ZM135 169V170H134ZM140 169V170H139ZM143 169V170H142ZM164 169V170H163ZM181 169V170H180ZM188 169H190L188 172H187V170ZM210 169V170H209ZM229 169H230V171H229ZM238 169V170H237ZM243 169V170H242ZM77 170V171H76ZM99 170V171H98ZM121 170H125L124 172L123 171H121ZM128 170V171H127ZM133 170H134V172L135 171H140V174H139V172H137V173H135V174H138V175H136L135 177V179H138V180H136V181H139V182H137L138 184H142V185H139V187H138V185H136V181L135 180H133L134 179V176H132V175H135L134 174V172H133ZM185 170V171H184ZM202 170H204V172L202 171ZM212 170V171H211ZM214 170V171H213ZM217 170L220 172V173H222V175L224 176H222L221 174H219V176H221L220 178V181H221V183L222 182H226V183H228V184H224V183H222V187L219 185L218 187H215V188H209L210 186H211V184H213L212 182L214 181V180H212V178L213 177H215L214 175L217 173L218 174V172H217ZM247 172H246V171ZM260 170V171H261ZM264 170V169H263ZM4 171V172H3ZM21 171V170H20ZM20 171H18V172H20ZM49 171V172H48ZM81 171H83V170H81ZM101 171V172H100ZM118 171H120V172H118ZM127 171V172H126ZM144 171H145V173L146 174H148V175H144ZM198 171H200L201 173L199 174V172ZM205 171H207V173L205 172ZM210 171V172H209ZM229 171V172H228ZM243 171V172H242ZM2 172V173H1ZM38 172H40L39 171V169H38ZM70 172V173H69ZM77 172V173H76ZM79 172V173H78ZM110 172V173H109ZM122 172V173H121ZM143 172V173H142ZM153 172V171H152ZM166 173H167V171H165ZM164 172V173H165ZM198 172V173H197ZM213 172V173H212ZM216 172V173H215ZM231 172V173H230ZM236 173V175H235V173ZM241 172L243 173V175L245 176H243V175H241L242 176V178L240 177V179L237 177V176H239V175H237V174H241ZM249 172V173H248ZM4 173V174H3ZM6 173V174H5ZM33 173H35V174H33ZM50 173H53V174H55L54 176L52 175V174H50ZM98 173V174H99ZM125 173H126V175H125ZM142 173V174H141ZM179 173L180 174H182V175H180V177H181V179H179L180 177H177V176H179ZM197 173V174H196ZM215 173V174H214ZM227 174V175H225V174ZM230 173V174H229ZM253 173V174H252ZM44 174H45V176H44ZM47 174H49V175H47ZM80 174H81V176L83 177H81L80 176ZM114 174V175H113ZM184 174V175H183ZM203 174H205V175H203ZM212 174H214L213 176H212V178H211V176L210 175H212ZM232 174L234 175L233 177H232ZM249 174V175H248ZM252 174V175H251ZM258 174H259V176H258ZM36 175V176H37ZM101 175V174H100ZM111 175V176H110ZM118 175H120V176H118ZM177 175V176H176ZM208 175V176H207ZM228 175H230V177H231V179L228 177ZM257 175V176H256ZM11 176V177H12ZM40 176H42V177H45L44 178V180H43V178L42 177H40ZM50 176V177H49ZM51 176H53V177H51ZM99 176V175H98ZM109 176V177H108ZM130 176V177H129ZM133 178H132V177ZM147 178H146V177ZM206 176V177H205ZM248 176H250L249 178H248ZM256 176V177H255ZM66 177H67V179H66ZM78 177V178H77ZM82 178V179H80V178ZM84 177L86 178V179H84ZM92 177V176H91ZM121 177H122V179H121ZM138 177V178H137ZM140 177H141V179H140ZM143 177V178H142ZM165 177H166V174H165ZM193 177V178H194ZM223 177V178H222ZM235 177V178H234ZM237 177V178H236ZM257 178L256 180H254L255 178ZM260 177V178H259ZM2 178H4L5 179V182L3 181V179ZM17 178H21V176H20V174H19V176H17ZM29 178V179H30ZM38 178V177H37ZM41 178V179H40ZM75 178H77V179H75ZM110 178V179H109ZM212 180H210V179ZM226 178V180H224L223 181V179H225ZM227 178H229L230 179V181H229V179H227ZM249 179V180H245V179ZM250 178H252V179H250ZM50 179V180H49ZM71 179V180H70ZM113 179V180H112ZM130 179V180H129ZM142 179H144V180H142ZM151 179V178H150ZM168 179L166 178V181H168ZM179 181H178V180ZM206 179H207V181H206ZM213 179H215V178H213ZM232 179L234 180V181H232ZM235 179H236V181H235ZM237 179H239V180H237ZM242 179V181L240 182V180ZM1 180H2V182H1ZM43 180V181H42ZM56 182H54V181ZM67 180V181H66ZM77 180V181H76ZM81 180L83 181L84 180V182H86V183H83V182H81ZM104 180V181H103ZM109 180V181H108ZM119 180V182H117ZM134 181V183H133V181ZM145 180H146V183L147 184H149V182L148 181H150V184L149 185H147L146 183V185H143L144 184V182H145ZM152 180V179H151ZM252 180H254L253 181V185L255 184V186L253 187V189H252ZM258 180V181H257ZM87 181H89V183L87 182ZM96 181H99V182H96ZM169 181V182H170ZM179 183H178V182ZM238 181L240 182V183H238ZM247 181H249L248 183H246ZM257 181V182H256ZM7 182V184L5 185L4 183H6ZM39 182V183H38ZM59 182V184L58 185H60L61 183L62 184H64L63 186L62 185H60V186H58L57 185V183ZM75 182V183H74ZM77 182V183H76ZM79 182H81V184L79 183ZM101 182V183H100ZM103 182V183H102ZM107 182V183H106ZM130 182H132V183H130ZM196 182V181H195ZM229 182L230 183H232V184H229ZM254 182H256V183H254ZM259 182V183H258ZM264 182V181H263ZM51 183L52 185H50V186H52V187H50V186H47V185H49V184ZM67 183V184H66ZM71 183L73 184V185H71ZM123 183V184H122ZM127 183H129V184H127ZM155 184V185H153L152 186V184ZM174 183H176V184H174ZM178 183V184H177ZM236 183V184H235ZM246 183V185L248 184V186H245L244 184ZM250 183V184H249ZM12 184V183H11ZM38 184V185H37ZM68 184H70V185H68ZM117 186H116V185ZM118 184H119V186H121V187H119L118 186ZM133 184H135V185H133ZM157 184V185H156ZM158 184H160V185H158ZM163 186H162V185ZM166 184V185H165ZM169 184L167 185V186H169ZM196 184V183H195ZM41 185H43V186H41ZM92 186V187H90V186ZM99 185V186H98ZM111 185V186H110ZM132 185V186H131ZM151 185V186H150ZM164 185H165V187H166V189L164 188ZM197 185V186H198ZM208 187H206V186ZM227 185V186H226ZM235 185V187H233ZM239 187H238V186ZM241 185V186H240ZM243 185V186H242ZM250 185H251V189H252V191L250 190V195L248 196H246V192H247V190H245V188L247 189L248 188V190H249V187H250ZM4 186H6V187H4ZM13 186H14V184H13ZM33 186V187H32ZM40 188H39V187ZM54 186V187H53ZM57 186V187H56ZM78 186V187H77ZM79 186H80V188H79ZM85 187V186H89V188H91L92 190H93V192H96V194H95V197H98L97 196V194L100 196L99 197V200H98V198L96 199L95 197L93 198H89L88 200H87V198H88V196H90V195H87V194H85V197H86V195H87V198H86V201H84V200H82L81 202H83V203H85L86 204V207L88 208V206H87V204H89V206L90 205H92V207L89 209V211H85V212H88L87 213V217L85 216V212H84V215L82 216V220H87V219H89L90 218V220L88 221H86V222H84V224H83V222H81V223H78L77 221H76V219L75 218H73V223H72V218H70V217H76L77 216V214L80 216V210L78 209L80 206H81V202L79 203V198H81L79 195H81L80 194V192H82V191H80V190H82L83 188H81V187ZM136 186V187H135ZM143 186H144V188H143ZM146 186V187H145ZM10 187V186H9ZM12 187V186H11ZM45 187V188H44ZM63 187V188H62ZM67 187H69V188H67ZM94 187L96 188L95 190L96 191H94ZM108 187V188H107ZM142 187V188H141ZM147 187H150V188H147ZM158 187V188H157ZM206 187V188H205ZM213 187V186H212ZM231 187V189L233 190V191H235V193L233 192V191H230L229 192V190H231V189H229ZM242 187V188H241ZM245 187V188H244ZM2 188V189H1ZM5 188V189H4ZM8 188V189H7ZM64 188H65V190H67V192L64 190ZM75 188V190H73ZM87 188V187H86ZM98 188V189H97ZM105 188V189H104ZM109 188H110V190H109ZM112 188V189H111ZM115 188V189H114ZM124 189V191L123 190H121V189ZM133 188V189H132ZM136 188H137V190H139V191H136ZM168 188V189H167ZM202 188V189H201ZM236 188V189H235ZM32 189H34V190H32ZM37 189H39V190H37ZM41 189V190H40ZM47 189H49V190H47ZM52 189V190H51ZM72 189V190H71ZM80 189V190H79ZM107 189V190H106ZM129 189V190H128ZM134 189H135V192H134ZM141 189H145L144 191L143 190H141ZM157 189V190H156ZM216 189H217V191H218V193L220 194H218V196L216 195L217 194V191H216ZM224 189V190H223ZM227 189H229V190H226ZM241 189V190H240ZM245 190L246 192H244L243 190ZM256 189H255V191H256ZM261 189V188H260ZM3 190H5V191H3ZM6 190H10V191H6ZM19 190H20V193H19ZM32 190V191H31ZM44 190H47L46 192L44 191ZM62 190H64V191H62ZM71 190V191H70ZM92 190H90L89 192H92ZM97 190H98V192H97ZM151 190V191H150ZM163 190H164V192H163ZM167 192H166V191ZM169 190H171L170 192H169ZM174 190V191H173ZM219 190H223V191H220L219 192ZM262 190V189H261ZM27 191H28V193H27ZM51 191V192H50ZM53 191V192H52ZM62 193H60V192ZM100 191H101V193H100ZM108 191H111V192H108ZM114 193H113V192ZM125 194H123L122 192ZM149 191H150V193H151V195H150V193H149ZM155 191H156V193H155ZM172 191H173V194H172ZM239 191V192H238ZM255 191H253V192H255ZM257 191H260L259 189L257 190ZM256 191V192H257ZM0 192V193H1ZM9 192H11V194L9 195ZM34 192V193H33ZM73 192V193H72ZM103 192H105V194L103 193ZM139 192L141 193L140 195H139V197H138V194H139ZM176 194H175V193ZM201 192H199V190H198V192L197 193H200V194H197L196 193V195H198L196 198H195V196H193L194 198H192V200H191V198L189 197V198H184V199H187V201L186 202H188V201H190L191 202V206H194V207H191V208H195L196 207V205H194V204H197V203H199L201 200H203V197H205L206 195H204L203 193L201 194ZM231 192H233L232 194H231ZM8 193V194H7ZM18 193V194H17ZM31 193V194H30ZM49 193V195H47V194ZM53 193H54V196H53ZM59 193V194H58ZM64 193V194H63ZM114 194V195H112V194ZM115 193H116V195H117V197H118V199H117V197H116V195H115ZM131 193V194H130ZM145 193L146 194H148L146 197L144 196L145 195ZM160 193V194H159ZM167 193H170V198L168 197V195L169 194H167ZM209 193V194H210ZM216 193V194H215ZM222 193V194H221ZM227 193V194H226ZM260 193V192H259ZM26 194V195H25ZM29 194V195H28ZM37 194V195H36ZM74 194V195H73ZM101 194H103L102 196H101ZM107 194V195H106ZM132 194L134 195L133 197H132ZM137 194V195H136ZM162 194V195H161ZM175 194V195H174ZM207 194V193H206ZM208 194V195H209ZM9 195V196H8ZM19 195H21V196H19ZM25 195V196H24ZM42 195V196H41ZM69 195V196H68ZM75 195H77V196H75ZM106 195V196H105ZM110 195V196H109ZM111 195L113 196V197H115V198H113V197H111ZM128 195V196H127ZM154 196V198H152L153 196ZM167 195V196H166ZM201 195V196H200ZM214 195H216V197L214 196ZM221 195H222V197H221ZM227 195H231V197L232 198H228L229 196H227ZM2 196V197H1ZM20 197V199H19V197ZM29 196V197H28ZM48 196H49V198H48ZM52 196H53V198H52ZM82 196V195H81ZM106 198H109V199H106ZM108 196V197H107ZM142 196H144V197H142ZM203 196V197H202ZM210 196V195H209ZM213 196H214V198H213ZM225 196V197H224ZM227 196V197H226ZM257 196H259L260 197V194L259 195H257ZM8 197V198H7ZM44 197V198H43ZM71 197V198H70ZM77 197V198H76ZM83 197V196H82ZM105 199H104V198ZM130 197V198H129ZM133 198V200H131L132 198ZM166 197V198H165ZM14 198H17V199H14ZM24 198V199H23ZM29 198V199H28ZM38 200H37V199ZM103 199V201L101 200V199ZM122 198V199H121ZM129 198V199H128ZM142 198H144L143 200H142ZM148 198H150L149 200H148ZM169 198V199H168ZM197 198L199 199V200H197ZM202 198V199H201ZM240 198V199H241ZM248 198H249V200H248ZM256 198H258V197H256ZM255 198V199H256ZM11 199V200H10ZM23 199V200H22ZM48 201H47V200ZM82 199V198H81ZM84 199V198H83ZM93 199H95L93 202H92V200ZM113 199H115L114 201H111V200H113ZM161 199V200H160ZM162 199L165 201V199H167L166 200V202L164 203V201L162 202ZM176 199V200H175ZM218 199H216V200H218ZM226 199V200H225ZM10 200V201H12L11 203H10V201L8 202V201ZM13 200H15V201H13ZM25 200V201H24ZM27 200L30 202H28V204H26V202H27ZM50 200H51V202H50ZM61 201V202H64V204L62 203L61 204V202H58V201ZM77 200H79L78 202H77ZM91 200V201H90ZM100 200H101V202H100ZM131 200V201H130ZM171 200V201H170ZM174 200V201H173ZM210 200V201H211ZM212 200V201H213ZM213 201V202H217V201ZM224 200V201H223ZM230 200V201H229ZM232 200V201H231ZM234 200H235V198H234ZM244 200V201H243ZM246 200H248V202L246 201ZM19 201V202H18ZM23 201V202H22ZM37 201V202H36ZM88 201V202H87ZM105 201L108 203H106L105 204ZM109 201V202H108ZM120 201H121V203H120ZM123 201V202H122ZM140 201H142V202H140ZM156 201V202H155ZM206 201V202H207ZM226 201V202H225ZM8 204H7V203ZM15 202V203H14ZM41 203V204H39V203ZM46 202H48V203H46ZM52 202H54V203H52ZM55 202H57L58 204L60 203L61 205H60V207H59V205L56 203L55 204ZM76 202V203H75ZM90 202V203H89ZM100 202V203H99ZM132 202V203H131ZM161 202H162V205H160L161 204ZM185 202V201H184ZM189 202V203H190ZM194 202V203H193ZM202 202V201H201ZM200 202V203H201ZM246 202V203H245ZM19 203V204H18ZM23 205H22V204ZM25 203V204H24ZM67 203V204H66ZM79 203V204H78ZM92 203V204H91ZM103 203H104V206H107L106 207V209L105 208H102V207H104L103 206ZM111 203V204H110ZM118 203V205H116ZM125 203V204H124ZM129 203V204H128ZM137 203H138V205H137ZM148 203H150V205L148 204ZM151 203H152V205H151ZM171 203V204H172ZM208 203H210V202H208ZM250 203H253V202H250ZM4 204V203H3ZM35 204V205H34ZM48 204H50L49 206L50 207H52V209L53 208H55V209H53V212L52 213H54V215H52V217L50 216L51 215V212H50V207L48 206ZM54 205V207H53V205ZM72 204H74V205H71ZM99 204V205H98ZM145 204H147V205H149V206H147V205H145ZM157 206V207H155V205ZM236 204H238V202L236 203ZM15 205V206H14ZM34 205V206H33ZM47 205V206H46ZM66 205V206H65ZM77 205H79L78 207H77ZM102 207H101V206ZM112 205H113V207H112ZM120 205V206H119ZM125 205V206H124ZM134 205V206H133ZM18 206H19V208H18ZM20 206H22V207H20ZM38 206V207H37ZM40 206V207H39ZM44 206L45 207H48V208H44ZM68 206V208H66ZM96 206H97V208H96ZM112 207V209H111V207ZM114 206H115V208H114ZM119 206V207H118ZM122 206V207H121ZM127 206V207H126ZM137 206V207H136ZM145 208H144V207ZM156 208V211H154V207ZM198 206V205H197ZM15 207H17V208H15ZM44 209H43V208ZM77 207V208H76ZM100 207H101V211H99L98 209H100ZM116 207H117V209H116ZM149 209H148V208ZM242 207V209L245 207V206H241ZM24 208V209H23ZM32 208V209H31ZM34 208V209H33ZM39 208V209H38ZM61 208V209H60ZM86 208V209H87ZM93 208V209H92ZM119 208H120V210H119ZM133 208V209H132ZM145 210H144V209ZM158 208V209H157ZM248 207H245L244 209H247ZM20 211H19V210ZM27 209V210H26ZM31 209V210H30ZM43 209V210H42ZM47 209H49L48 211L50 212V213H48V211L46 212L45 211V213H46V215H44V210H47ZM68 209H69V211H68ZM104 209V210H103ZM123 209V210H122ZM129 209L131 210L130 212H129ZM138 209V210H137ZM141 209V210H140ZM152 211H151V210ZM226 208H223V210H221V211H224ZM237 209H239V208H237ZM243 209V210H244ZM3 210H5V208L3 209ZM11 210H12V212H11ZM14 210V211H13ZM18 210V211H17ZM28 211V213L26 212V211ZM34 210H35V212H34ZM37 210V211H36ZM38 210H40L39 212H38ZM55 210H57V211H55ZM64 210V211H63ZM73 210V211H72ZM79 210V211H78ZM92 210V211H91ZM94 210V211H93ZM96 210V211H95ZM107 210V211H106ZM117 210V211H116ZM166 210V209H165ZM220 210V209H219ZM241 210V209H240ZM32 211V212H31ZM68 211V212H67ZM78 211V212H77ZM125 211V212H124ZM128 211V212H127ZM133 211V212H132ZM135 211H137L136 213H137V215H136V213H135ZM148 211V212H147ZM2 212H3V215H2ZM22 212V213H21ZM24 212V213H23ZM34 212V213H33ZM42 212V213H41ZM58 212H60V213H58ZM62 212V213H61ZM64 212H66V213H64ZM75 212H76V215H75ZM90 212V213H89ZM92 212V213H91ZM101 212V213H100ZM107 212V215H105V213ZM117 212V213H116ZM144 212H145V215H144ZM158 212V211H157ZM159 212H160V210H159ZM163 212V211H162ZM18 213H19V215H18ZM20 213H21V215H20ZM26 213H27V215H26ZM29 213H30V215H31V213H32V215L30 216L29 215ZM39 213H40V215H39ZM47 213H48V216L49 217H47ZM63 213H64V215H63ZM73 213H74V216H73ZM109 213H110V215H109ZM123 213H124V215H123ZM72 215V216H70L69 217V215ZM10 215V216H9ZM12 215H16V216H12ZM24 215V216H23ZM37 215H39V216H37ZM42 215L44 216V217H42ZM57 217H62V218H57ZM59 215V216H58ZM62 215V216H61ZM91 215V216H90ZM95 216V219H96V221H95V219H93V216ZM98 215V216H97ZM105 215V216H104ZM114 215L116 216V217H114ZM119 215H120V217H119ZM123 215V216H122ZM126 215V216H125ZM130 215V216H129ZM136 215V216H135ZM144 215V216H143ZM148 215V216H147ZM153 215V216H152ZM156 215H157V213H156ZM2 216L4 217V216H9V217H4V219L2 218ZM21 216V217H20ZM35 216H37V217H35ZM42 217V219H40V220H38L39 218H41ZM53 216H55L56 218V220H55V222H54V220L52 221L51 219H54V217ZM87 218V219H84L85 217ZM100 216V217H99ZM106 216L108 217V219H106ZM121 216H122V218H121ZM139 216V217H138ZM146 216V217H145ZM152 216V217H151ZM19 217V218H18ZM24 217L26 218V217H29V218H26L25 220H22V219H24ZM32 217V218H31ZM45 217H47L46 219H45ZM89 217V218H88ZM92 217V218H91ZM103 219H102V218ZM125 217V218H124ZM143 217V218H142ZM146 219H145V218ZM242 217V216H241ZM245 217H247V219L250 217V216H248V215H244V218ZM34 218H36V219H34ZM38 218V219H37ZM45 219V221H44V219ZM67 218V219H66ZM98 218V219H97ZM120 220H118V219ZM124 218V219H123ZM127 218V219H126ZM129 218V219H128ZM243 218V217H242ZM244 218H243V220H244ZM6 219L8 220L7 222H6ZM13 219V220H12ZM29 219L31 220V222L29 221ZM33 219V220H32ZM59 219H61V220H59ZM70 221H69V220ZM100 219V220H99ZM110 219H116L117 221H112V220H110ZM123 219V220H122ZM246 219V218H245ZM9 220H10V222H9ZM12 220V221H11ZM16 220V221H15ZM22 220V221H21ZM35 220H37V222L35 221ZM47 220V221H46ZM49 220V221H48ZM122 220V221H121ZM129 220V221H128ZM141 220V221H140ZM143 220H145V221H143ZM3 221H5V222H3ZM14 221V222H13ZM18 221V222H17ZM34 221V222H33ZM40 221V222H39ZM43 222V224H42V222ZM60 221V222H59ZM63 221H65L64 222V224H63ZM69 221V222H68ZM92 221H94L95 223H93ZM109 221V222H108ZM126 221V222H125ZM133 221V222H132ZM140 221V222H139ZM9 222V223H8ZM14 224H13V223ZM24 222H26V223H24ZM27 222H29L30 224L32 223L34 226H38V225H40L39 227H36L37 229L36 230H39L38 228H40V230H42V231H46V230H50V231H46V232H42L41 233V231H40V233H39V235H37V238H35L36 236H34L35 234H34V231L32 230V228L34 229V227H32L33 225H31V226H29L30 224L29 223H27ZM48 222V223H47ZM52 222H54L53 224H52ZM111 222V224L109 225V223ZM116 222V223H115ZM137 222H138V225H137ZM210 222H212V221H209L208 223H209V225H211V226H209L208 228L209 229H207L206 227V229H204V230H206L207 232L209 231V232H211V230H212V228L214 227V225H215V223H214V225H213V223L212 224H210ZM2 223H3V225H2ZM19 223V224H18ZM34 223H36V225L34 224ZM40 223V224H39ZM45 223H47V224H45ZM68 223V224H67ZM88 223V224H87ZM103 223V224H102ZM108 223V224H107ZM123 223H125V224H123ZM231 223V222H230ZM22 224V225H21ZM27 224V225H26ZM29 224V225H28ZM38 224V225H37ZM46 225V229H45V225ZM50 224V225H49ZM56 224V225H55ZM61 226H60V225ZM75 224H77V227H81L80 229L78 228V230L76 229V225ZM85 224H87V225H85ZM95 224V225H94ZM96 224H99V225H96ZM105 224H106V226H105ZM131 224V225H130ZM133 224H134V226H133ZM177 224H180L179 222H177ZM176 224V225H177ZM190 224V223H189ZM222 225V229H229V231H227V232H230V230L232 229L231 228V226H232V224L233 223H231L230 224V226H228L229 228H227V225H229V223H227V222H225V226L223 225V223H221ZM1 225H2V227H3V229L4 230H2L1 228ZM18 225H20V228L18 227ZM26 225V226H25ZM41 225H43V226H41ZM47 225H48V227H47ZM57 225H59V226H57ZM65 225V226H64ZM73 225V226H72ZM79 225V226H78ZM93 225V226H92ZM116 225H118L117 226V229H115L114 227L116 226ZM220 225V224H219ZM234 225V224H233ZM13 226V227H12ZM15 226V227H14ZM22 226H24L23 228H22V230H21V227ZM29 226V227H28ZM55 226V227H54ZM63 226V227H62ZM68 226V227H67ZM86 226V227H85ZM100 226H101V228H100ZM111 226H113V227H111ZM139 226V227H140ZM146 226V225H145ZM144 226V227H145ZM185 226V227H184ZM224 226V227H223ZM42 227L44 228V229H42ZM70 227V228H69ZM75 227V228H74ZM96 227V228H95ZM103 227V228H102ZM108 229H107V228ZM173 227H174V229H173ZM178 226H176V229H175V226H172V228H169V230L170 231H168V229H166L167 231H165V232H163L161 235H159V233L157 234V235H155L156 237L157 236H160V237H157V240H155V236L153 235V234H155V232H159V230L158 229H160V228H158V226H155L154 227V233L153 234H151V235H153V237H155L154 238V240L155 241H153V237L151 238V235L149 234H147L146 235V238L145 239H151V241H150V239L147 241V244L146 245H148V243H149V246L151 245V248H150V250L152 251H150L149 250V252H151L150 254H152V255H150L149 254V256H151L148 260H149V263H148V260L147 259H144L143 261H139V264H156L157 262V264H160L163 260L165 261H163L162 263L163 264H166L168 261V263L167 264H173V262H174V264H176V262H177V264H181L182 262L181 261H183V259H186V260H184L183 262L184 263H182V264H196L198 261L200 262V260H201V262L200 263H202V264H213L214 262H212V260H214V261H216V260H219V259H217L216 257V255L220 252V251H218V253L216 254V253H214L213 255H214V257L213 256H211L210 257V255H212V253H213V248H214V246H211L215 241H214V239H212L211 237H213L214 235H220V234H218L220 231H222V230H217V232L215 231V227L213 228V230L212 231H214V232H216V233H214L213 232V234L212 235H210L211 237H209V234H208V238H211L214 242L213 243H211V245H209V246H211L212 247V249L211 248H209V249H211L212 250V252L211 253H207L208 252V250L206 249V250H204V247L206 246V244H204L205 242H207V241H209L208 239H207V234L205 233V231L203 230H201V233H203L204 232V234H203V237L205 238V239H207V241L205 240V239H203V237H202V241L201 240H199V239H201V237H199V235H201L200 234V232H198V230H199V226H195L196 228V230L194 229V224H190V225H183V223H181L180 225H179V227L177 228ZM182 227V228H181ZM187 227V228H186ZM29 228H30V231L32 232V234H34V235H32L31 234V232L29 231ZM58 228V229H57ZM72 228H73V230H72ZM155 228H156V230H155ZM158 228V229H157ZM184 228V229H183ZM198 228V229H197ZM211 228V229H210ZM70 229H71V232H70ZM81 229H83V230H81ZM93 232H91L90 230ZM92 229H94V231L92 230ZM102 231H101V230ZM180 229V230H179ZM186 229H188V230H186ZM194 229V230H193ZM225 229H224V231L223 232H225ZM259 229V228H258ZM14 232H13V231ZM25 230L27 231V232H25ZM57 230H58V233H57ZM60 230V231H59ZM63 230H64V232H63ZM66 230V231H65ZM76 230L77 231H79V233H77L76 232ZM97 230V231H96ZM108 230V231H107ZM191 230V231H190ZM241 230H243V228H241V229H239V230H237V231H240V232H236V234L238 233V235H239V233H240V236L242 237V235H241ZM245 231H246V229H244ZM260 230V229H259ZM259 230H257V231H259ZM13 233H12V232ZM17 231H19V232H17ZM22 231V232H21ZM92 233H90V232ZM96 231V232H95ZM118 231V232H119ZM160 231H161V229H160ZM182 231V232H181ZM219 231V232H218ZM232 231H236L235 229L234 230H231V232ZM244 231V233H246ZM11 232V233H10ZM30 232V233H29ZM137 232V231H136ZM167 232H168V234H167ZM172 232V233H171ZM173 232H175L174 234H173ZM192 232H194L193 233V235H191L192 234ZM195 232H197V234L195 233ZM28 233V234H27ZM38 233V232H37ZM50 233H52V234H50ZM57 233V234H56ZM63 233V234H62ZM99 233V234H98ZM134 233V232H133ZM152 233V232H151ZM180 233V234H179ZM222 233V232H221ZM233 233V232H232ZM232 233L230 234V235H232ZM235 233V232H234ZM244 233H242L243 235H245ZM30 234V235H29ZM44 234H45V237H44ZM48 234V235H47ZM59 234H60V236H59ZM62 234V235H61ZM72 234V235H71ZM74 234V235H73ZM83 234V235H82ZM180 236H179V235ZM198 235V236H196V235ZM205 234H206V236H205ZM257 234V233H256ZM20 235V236H19ZM26 235V236H25ZM47 235V236H46ZM58 235V236H57ZM65 235V236H64ZM82 235V236H81ZM91 235H92V237H91ZM101 235H102V237H101ZM168 235V236H167ZM176 237H174V236ZM185 235V236H184ZM189 235V236H188ZM222 235H224V234H222ZM229 235V236H230ZM238 235H235V234H233L232 235V241L234 240V239H236L237 238V236ZM23 236V237H22ZM43 236V237H42ZM49 236V237H48ZM54 236V238H52ZM56 236V237H55ZM64 236V237H63ZM147 236L149 237V238H147ZM162 236V237H161ZM164 236V237H163ZM173 238H172V237ZM184 236V237H183ZM192 236V237H191ZM202 236V235H201ZM218 236H215V239H218L219 237ZM221 236V235H220ZM225 236V235H224ZM224 236H222V239L221 238H219V239H221V240H223V237ZM227 236V235H226ZM226 236L224 237V238H226ZM228 236V237H229ZM236 236V238H233V237H235ZM240 236H238V238L240 239L241 237ZM15 237V238H14ZM21 237V238H20ZM28 238V239H25V238ZM30 237V238H29ZM32 237V238H31ZM39 237V238H38ZM40 237H41V239H40ZM65 237H67V238H69V239H67V238H65ZM71 237V238H70ZM78 237H80L79 239L80 240H82V241H80V244H79V241L78 240H75V238H78ZM169 237H171V239H168ZM186 237V238H185ZM188 237H190V238H188ZM194 237V238H193ZM196 237H198V238H196ZM216 237H218V238H216ZM245 237V236H244ZM243 237V238H244ZM258 237V236H257ZM257 237H253V239H257L256 241H254L255 243L257 242L258 244H257V246L260 244V246H259V248H261V243L260 242H262L263 243V241L261 240L260 242H258V239L259 238H257ZM44 238H47V239H45L44 240ZM48 238H51V239H49V241H48ZM58 238V239H57ZM62 238V239H61ZM64 238L65 239H67V240H64ZM84 238V239H83ZM164 238V240H162ZM175 238V239H174ZM260 238H262V237H260ZM11 239V240H10ZM13 239V240H12ZM15 239V240H14ZM17 239V240H16ZM20 239V240H19ZM22 239H25V240H22ZM36 239V240H35ZM39 239H40V241H39ZM71 239V240H70ZM90 240V241H88V240ZM92 239V240H91ZM139 239V238H138ZM158 239H160L159 241H161V242H159L158 241ZM167 239V241H165ZM183 239V240H182ZM196 239H197V243H196ZM37 240H38V243H37ZM44 240V241H43ZM50 240H52V241H50ZM64 240V241H63ZM70 240V241H69ZM94 240H95V242H94ZM172 240V241H171ZM181 240H182V242H181ZM199 240V241H198ZM204 240V241H203ZM225 240V239H224ZM229 239H227L226 241H228ZM231 240V239H230ZM244 240V239H243ZM10 241H16L15 243H13V242H11L10 243ZM32 241V242H31ZM36 241V243H34ZM42 241H43V243H42ZM47 241V243L45 244V242ZM54 241H56V242H54ZM67 241V242H66ZM74 241H77V244L75 243V244H72L71 242H73L74 243ZM92 241V242H91ZM132 241V240H131ZM136 241H137V239H136ZM134 241V238H133V241L132 242H135L137 245H139V242H141V241ZM157 241V242H156ZM185 241V242H184ZM194 241H195V243H194ZM200 241H201V243H200ZM219 241V240H218ZM217 241V242H218ZM242 241V240H241ZM2 242V243H1ZM30 242V243H29ZM58 242V243H57ZM131 242V243H132ZM151 242V243H150ZM154 244H153V243ZM171 242H173V243H171ZM181 242V243H180ZM184 242V243H183ZM188 242V243H187ZM200 244H199V243ZM204 242V243H203ZM211 242V241H210ZM222 242V243H221ZM221 242H219V243H221V244H223V241H221ZM233 242H235V241H233ZM237 242V241H236ZM235 242V243H236ZM4 243V244H3ZM25 243V244H24ZM36 244V245H34V247H33V251H32V249L31 250H29L28 248V245L29 244ZM67 243V244H66ZM165 243V244H164ZM167 243V244H166ZM175 243H177V244H175ZM180 243V244H179ZM232 242L231 241H229L228 243H224V244H226L225 245V247H223V249H225L226 251L225 252H228V251H232L233 249H231L230 250V247H233L232 245H234L233 243H232V245L230 246V244H231ZM239 243H240V241H239ZM25 246H24V245ZM29 245L31 248H32V246L33 245ZM39 244V245H38ZM56 244H59L57 247L55 246ZM64 244L66 245V246H64ZM142 244V243H141ZM157 244V245H156ZM161 244V245H160ZM198 244V245H197ZM208 244V243H207ZM23 245V246H22ZM45 245V246H44ZM49 245H50V247H49ZM63 245V246H62ZM67 245H70V246H72V247H70V246H68V248H67ZM82 245V246H81ZM87 245V246H86ZM89 245V246H88ZM131 245H133V246H135V244L134 243H132ZM144 245V244H143ZM162 245H164V246H162ZM167 245V246H166ZM171 245H174V246H171ZM183 246V248H182V246ZM199 245H201V246H199ZM203 245H204V247H203ZM12 246V247H11ZM20 246H21V248H20ZM39 246V247H38ZM41 246H43V247H41ZM47 246V247H46ZM74 246H75V248H80L79 250L78 249H75L74 248ZM80 246V247H79ZM86 246V247H85ZM142 246V245H141ZM170 246V247H169ZM179 246H181L180 248L181 249H179ZM185 246V247H184ZM187 246V247H186ZM189 246V247H188ZM208 246V247H209ZM227 246V247H226ZM229 246V247H228ZM235 246H236V244H235ZM12 249H11V248ZM14 247V248H13ZM25 247H27V248H25ZM36 247V248H35ZM38 247V248H37ZM62 247V248H61ZM157 249H156V248ZM158 247L160 248V249H158ZM165 247V248H164ZM168 247V248H167ZM174 247V248H173ZM194 247H196V248H194ZM201 247V248H200ZM217 247V246H216ZM218 247H220V244L218 245ZM256 247V246H255ZM34 248L35 249H37V250H34ZM47 248V249H46ZM52 248V249H51ZM56 248V249H55ZM67 248V249H66ZM84 248V249H83ZM88 248V249H87ZM166 248H167V250H166ZM200 248V249H199ZM206 248V247H205ZM229 250H228V249ZM235 248V247H234ZM244 248H245V246H244ZM258 247H257V250L259 249ZM3 249V250H4ZM9 249V250H8ZM15 249H17L16 251H15ZM21 249V250H20ZM25 250V251H23V250ZM28 249V250H27ZM61 249V250H60ZM67 251V254H66V252H64L65 250ZM70 249H73L71 252L69 251ZM87 249V250H86ZM169 249V250H168ZM197 249V251L195 252V250ZM215 249V248H214ZM220 249H222V245H221V247H220ZM219 248L217 249V250H220ZM2 250V251H3ZM4 250V251H5ZM14 251V253L15 252H17V254L18 255H21L20 253H23V252H26V254H22L23 255V257H22V255H21V257H19L20 258V262L18 261V260H16V259H18V256L16 255V253L14 254V256L12 255V253H11V251ZM54 250V251H53ZM76 250H78L79 251V253H78V251H76ZM86 250V251H85ZM183 250V251H182ZM193 250V251H192ZM211 250H209V251H211ZM216 249H215V251H217ZM228 250V251H227ZM255 250H256V248H255ZM261 250V249H260ZM260 250H259V252H260ZM19 251V252H18ZM20 251H22V252H20ZM31 253H30V252ZM38 252V253H36L35 254V252ZM46 251H49L50 253H48V252H46ZM58 251V252H57ZM159 251V252H158ZM169 251H170V254H169ZM199 251V252H198ZM202 251V252H201ZM207 251V252H206ZM222 251V250H221ZM29 252V253H28ZM40 252H43L44 254L46 253H48L49 255L51 254V256H53L52 258L53 259H55V260H53L52 258H51V260H50V262L51 261H53V262H55V263H50L49 262V259H50V257L51 256H49L48 254V261L46 260V259H44V260H41V258L43 257V255L44 254H42V253H40ZM61 252V253H60ZM62 252H63V254H64V256H62L63 254H62ZM75 252V253H74ZM88 252V253H87ZM91 252V253H90ZM155 252H158V253H155ZM164 252V253H163ZM168 252V253H167ZM187 252H189V253H187ZM223 252H224V250H223ZM251 252V251H250ZM256 252L257 251H255L254 253H253V255L254 254H256ZM28 253V254H27ZM57 253V254H56ZM83 253H85V254H83ZM161 253V254H160ZM201 253H203V254H201ZM206 253V254H205ZM11 254V255H10ZM30 254V255H29ZM31 254H33L34 256H32ZM39 254H41V255H39ZM46 254L44 255V258H45V256H46ZM54 254V255H53ZM59 254V255H58ZM83 254V255H82ZM88 254V255H87ZM166 254H168L167 256H165ZM174 254V255H173ZM178 254V255H177ZM181 254V255H180ZM185 254V255H184ZM188 254H190L191 255V257H193L194 258V256H196L194 259L193 258H190L189 257V255ZM195 254V255H194ZM197 254H199V257L197 256ZM210 254V255H209ZM216 254V255H215ZM241 254V253H237L236 254V257H239V255ZM243 254L244 253H242L241 254V258H242V256H243ZM261 254V253H260ZM259 253H258V255H260ZM16 255V256H15ZM26 255V256H25ZM58 255V256H57ZM68 255V256H67ZM74 255H75V257H74ZM108 255V254H107ZM159 255V256H158ZM189 257V259L187 258V256ZM204 255H207V257H208V255H209V257L208 258H206V256H205V258H203L202 259V257H204ZM220 254H218V256H219ZM238 255V256H237ZM245 255V254H244ZM28 256V257H27ZM39 256H41V257H39ZM72 256V257H71ZM81 256V257H80ZM92 258H91V257ZM111 256L112 255H108L107 257H108V259H110L111 258ZM158 258H157V257ZM160 256L161 257H163V259L161 258L160 259ZM179 256V257H178ZM180 256H181V258H180ZM185 256V257H184ZM255 256V255H254ZM2 257H3V255H2ZM14 257V258H13ZM17 257V258H16ZM33 257H34V259H33ZM37 257V258H36ZM47 257V256H46ZM60 257L62 258V259H65V260H63V262H62V259H60ZM64 257V258H63ZM73 257H74V259H73ZM106 257V258H107ZM153 257V258H152ZM165 257V258H164ZM170 257H172V258H170ZM176 257H177V261H176ZM183 257V258H182ZM235 255H234V259H232V261H235ZM7 257H5V258H3V259H0L1 260V263L0 264H2V262H3V260L4 259H6ZM9 258V257H8ZM16 258V259H15ZM24 258V259H23ZM35 258H36V260H35ZM38 258H40V259H38ZM67 258L69 259V260H67ZM148 258V257H147ZM151 258H152V260H151ZM167 258V259H166ZM196 258H198V259H196ZM214 258V259H213ZM220 258V257H219ZM245 258V257H244ZM253 258H255V260H259V259H257V258H261V255L260 256H255V257H253ZM14 259V260H13ZM28 259V260H27ZM29 259L31 260V261H29ZM70 259H72V260H70ZM77 259V260H76ZM89 259V260H88ZM124 259V260H123ZM127 258L125 257H122V258H119V260H115L113 263H111V264H118V262H120L119 264H130V262H131V264H132V261H130L129 259H127ZM157 259V260H156ZM181 259V260H180ZM193 259V260H192ZM243 259V258H242ZM242 259H238V262L237 261H235V262H237V263H239V264H241L240 262H242V261H240V260H242ZM26 260V261H25ZM41 260V261H40ZM61 262H60V261ZM91 260V261H90ZM123 260V261H122ZM191 260V261H190ZM208 260V261H207ZM7 261V260H6ZM23 261V262H22ZM36 261V262H35ZM73 261V262H72ZM74 261H78V262H74ZM88 261V262H87ZM125 261H127V262H125ZM130 261V262H129ZM147 261V263H145ZM179 261H180V263H179ZM197 261V262H196ZM203 261H205V262H203ZM211 261V262H210ZM221 261V260H220ZM11 262H13V263H11ZM15 262V263H14ZM17 262V263H16ZM25 262V263H24ZM46 262V263H45ZM124 262V263H123ZM155 262V263H154ZM185 262H188V263H185ZM190 262H192V263H190ZM199 262L197 263V264H199ZM207 262V263H206ZM234 262V263H235ZM7 263V262H6ZM6 263H4V264H6ZM135 262L133 261V264H134ZM137 264H138V262H136ZM135 263V264H136ZM161 263V264H162ZM216 264H218V261L217 262H215ZM214 263V264H215ZM227 263H230L231 264V262L229 261V262H226V264ZM31 264V263H30ZM110 264V263H109ZM233 264V263H232Z\"/></svg>","mask_w":264,"mask_h":264},{"label":"snow or ice","instance_id":"3","mask_svg":"<svg viewBox=\"0 0 264 264\" xmlns=\"http://www.w3.org/2000/svg\"><path fill=\"white\" fill-rule=\"evenodd\" d=\"M68 7L60 2V0H27V2H20V0H0V20L3 21L4 27L7 29L9 26L15 24H25L32 26H39L46 21L55 18V14H62L61 10ZM83 10V15L77 18L74 23L81 26L91 24L94 20H99L104 15L105 10H111L116 7L113 4L105 5L102 0H92V2L85 3L80 6ZM240 9L239 24L242 29L246 31L248 42H255L257 36L261 43V51L264 52V0L256 2L245 3L236 5ZM258 8V16L255 12L249 15L250 9ZM27 11L26 17H21V11ZM22 43V41H20ZM264 62V55L261 56ZM208 82H211L210 80ZM249 85L255 84V79L250 78ZM259 83L262 89V96H264V63H262V71L259 78ZM228 99H231L229 93L225 94ZM261 111L264 113V105L261 106ZM262 135H264V121L261 122ZM262 169H264V159L261 160ZM261 197L264 199V192H261ZM234 264V262H233ZM241 264H264V243L261 245V258L259 261L249 259L242 261Z\"/></svg>","mask_w":264,"mask_h":264}]
</instances>
